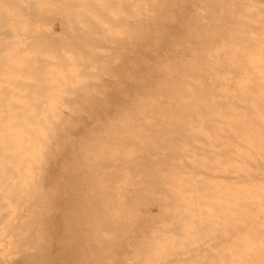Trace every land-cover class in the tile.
Wrapping results in <instances>:
<instances>
[{"label":"bare ground","instance_id":"1","mask_svg":"<svg viewBox=\"0 0 264 264\" xmlns=\"http://www.w3.org/2000/svg\"><path fill=\"white\" fill-rule=\"evenodd\" d=\"M29 1L27 2V0H0V13H1L0 17L2 18V20L0 18V20H1L0 21L1 22L0 23V33L5 35V36L8 35V39L9 40H6V42L8 41L6 45L11 44L9 46L13 45V47H14V45L17 42V40L20 39L21 36H23L25 33L26 34L23 36V37H25V39L23 38L24 41L25 40H29V39H26V36L29 37L28 33L32 32V34H33L34 32L31 31V30L36 29V27L37 28L39 27V24H40L41 21L38 22L37 19H36L34 23H35V25H38V26H35L33 24V22H32L33 26L31 24V26H32V28H31V26L28 23L31 21L32 18L29 19V14H27L28 16H26L24 14V13H26L25 12L26 9L24 7L27 6L26 2L29 4ZM35 1H37V2H35ZM35 1H34L35 2L34 4L31 2L33 7H35V8H36V5H38L36 9L34 8V10H33V8H32L33 11H30V12L34 13L33 14L34 16H32L33 19H35L36 16L38 15V13H36V12L40 11L39 13L42 16V12H45L47 10L46 13H48L49 11H54V10L57 11L58 9L60 11V8L63 6V4H66L65 2H63V4L60 3L59 0H35ZM61 1H63V0H61ZM249 1H251V0H212V3L209 5V10L205 11L202 5L206 2V0H176V3H175V5L173 7L169 8L166 12L161 13L160 15L156 16L153 20L145 21L143 18H141V20L138 21V22L131 21V24L139 23L141 25V30L139 31V33L137 35V38L135 40L131 41L130 43L127 42L128 44L125 42L127 45H129V46H127V45L126 46L129 48V50H127V51L130 53V54L127 53V55H129V57H128L129 58V60H128L129 63H127V64L124 63V64H126L128 66L127 67L128 70H124L123 71L122 66H121V70L120 71L118 70L119 73L120 72L121 73L125 72V74H123V75L127 74V78L125 77L126 78L125 91L123 90L125 92V95L122 96V97L121 96L120 97L117 96V98L119 97L118 99H115L117 102H113L114 99H110V98H106V97L103 99V98H101L102 97L101 95H100L101 97L100 96L98 97L99 99L101 98L99 100V103H98V101L97 102H92V100H94V98H90L89 97L90 98L89 99L88 97H86V95L89 94V93H85V90H86V88H85L86 85H85L83 87L85 89H83L80 86L81 90L83 89L82 93L84 92V94H86L85 96H83L84 97L83 100L85 101V102H83V104H76L77 100L76 101H74L75 99L72 100L73 96H72V94L70 95V93H68V95H67V96H69L68 98L64 97L66 95V93L65 92L63 93V91L60 90V91H62V94H64V95H63V97H59V98H61L63 100H67L68 99V101H71V102L74 101L75 104L64 103L63 102V104L61 105V108H63V111L61 110V108L58 111L59 106L54 105L53 109L55 111L50 114V111L52 109L50 108L51 110H47V108H49L48 104L51 106L52 103H50V101L46 100L47 101V105H46L45 99L47 98L49 100V99H51L53 97H51V96H43L42 99L40 98L42 101L40 100L41 103H39L38 106H40L42 104L44 106V107L42 106L43 108H45V106L46 107L48 106V107L43 109V108H40L41 107L40 106V107H38V109L39 108H40V110L43 109L42 111H43L44 114L48 111L49 112L48 117L51 115L52 119H53V121L51 120L52 123L49 122L47 124L46 130H45V127L43 125L44 121L42 122V120L39 117L41 113L38 112V111H31L33 109L31 108V106H29V104L32 105V103H31V100L28 101L30 98H32L31 96H28V100H27V103H29V102L30 103L27 104V105L23 104L26 107L28 106V108H26V107L24 108L23 107L22 110L19 109V111L21 113L23 111L24 112L23 114H25V115H21L20 114L21 115V119L19 118L20 115L17 116L18 117L17 119H15V116L17 115L16 113L19 114V111L16 110V109H13L12 106L13 105H18L20 103L19 101H22V102L26 101L25 99L27 98L26 97L27 93H25L26 96H22L23 94L19 95V96L25 97L24 100L18 99L19 103L17 102V100H15V98H17V96H18L16 93H14L15 96L13 95L12 99L10 97V99L12 101L10 99H8V97H6L7 100H5V103L8 106L3 104L4 98H2L3 100H0L1 101L0 102V107L1 108H3L1 106V103H2L4 108L5 107L8 108L10 106L11 109H13V110L9 109L10 107L8 109L11 111V113H15L14 115H12L11 113H8L9 110L5 108L6 109V113H7V115H5V109H3V110L0 109V118H1L0 122H2V123H0V126H1V124L5 123V122L7 123L8 121H6V120H8V119L10 121H12L11 118L13 116L14 117L12 119L14 121H12V122H13V124H16L15 128H11L10 125L12 123H10V122L7 123L6 126L9 125L10 129H9V127L7 128L5 126H1V127H4V129H1V127H0V139H1L0 145L2 146V148L0 146V151L2 150L0 155L2 154V156H3V157L1 156L2 158H8V157L11 158V159H7V160H9V163H7L8 162L7 160L3 159L5 161L3 163H5V164H0V168L1 167L3 168L5 166H7L8 164H10V166H12L13 162L16 159L17 160L15 161L16 163L14 162L15 163L14 165H18V164L22 163V162H20V163L18 162V164H17V161L18 160L20 161L21 158H23V160L26 159V162H23V163H28V161H29V163L26 164V166L22 167L21 170L20 169H18V170L14 169L15 170L14 174H13L12 170L8 171L6 169L7 170V172H6L7 174H9V173L13 174V176H10L11 178L9 176H7V179H5V178L1 179L2 177H4L7 174H4L5 172L2 171V170L0 171V174H2V172H3V175L0 177V179H1L0 182L3 183V184H1V186L3 188L0 186L1 187L0 190L2 189V191H3V192L1 191L2 194L5 192L4 190L7 189V187H5L6 185L9 187L8 189H10V191L7 189V192L11 193L12 191H14V192L11 193V195H8V193H6L7 195H5V193L3 194L5 197L9 196V199L11 198L10 200L5 198L0 193V195H1L0 198H2V196H3V198L0 199V201L4 202V203L1 202V204H3V207H4L5 203L7 204V202H8V205H6V206L10 207V204H9L10 202L9 201H11V205H15V206H12V207H16V209L20 208V207H18V205L20 206V204L21 205H23L25 203L29 204V202H27V201L23 202V200L20 201V199L17 200V201L15 200V199H17V196H19L18 198L22 197L18 193V191H16V190H20L21 188H22L21 189L22 191H19V192H24L25 196L27 195L25 198L29 197L28 199L34 197V196L31 197V195H33V193L32 194L30 193L31 191L34 192L35 195L39 193L36 197H38L40 195V193L43 194V192H42L43 190H42V185L41 184H42V181L45 178L42 177V176L45 175L46 171L44 172V170H42V169H45V167L47 168V173L46 174H47V178L50 181H51V176H52V174H51L52 171L51 170L54 169L53 172H56L55 171L56 168L52 167V166H54L55 141L56 140H57L56 141L57 142V146H56L57 147V156H58V160H59V172L58 173L61 174V175H58V179H57L56 175H55L56 177L54 176L57 179V180L55 179L56 184H59V187H57V185H56V187L60 188V186H61V192L58 194V196H57V193L55 191V193H56L55 199L58 197V199L56 201L57 205L55 204L56 202L54 200V190H52V188H51L52 185H51V187H48V186L45 185V183L48 184V185H50L52 183H50V181L48 182V180L46 179L47 181L43 184L44 187H46V189H48V191L47 190L46 191L48 193L47 194V196H48V204H49L48 207H51L50 208V213L52 214V218H50V223H51L53 234L52 233L49 234L50 236L47 239L43 238V240L44 239L45 240L41 241L42 244L40 242V244H41L40 247H38V244L37 245L35 244L36 246L33 245L31 248L30 247L26 248V247H28V243L29 242H26V241L23 240L24 237H22V233H24V230H23V232H21L22 231L21 229H23L26 226L27 227H32V224H31V226H29L30 224L29 225L26 224V226H22L21 225V226H19L20 227L19 230H20L21 233L20 232H19V234L16 233V237L15 238L17 239V235H19L18 236L19 238H21V237L23 238V239H20V240L17 239L19 242H21V244H23V245H21L22 248L18 247L20 249H7L9 247V245H6V244L7 243L9 244V242H7L6 244H3L4 242H3L2 239L5 237L4 235L8 236L9 234H12V233L8 232L10 229L7 230L8 229L7 227H3V226H6V225H3V223L6 224L8 222V221L5 222V220L9 216L8 217H4L5 219L2 218L3 216H0V220H1L0 227L2 226V228L4 230H7L6 234H5V231L3 232L1 230V228H0V230H1L0 233H2V232L4 233L3 236L0 234L3 237V238L1 237L2 239H0V241H2L1 245L3 244V246H5V245L7 246V248H3L0 245V264H69V262H68L69 251L72 250L74 252V250H75V253H76V249H79V248H77L78 247L77 245L79 243H81L82 240L89 238L92 235L93 231H96L95 227H93L95 225V222H93L94 220H92L94 225H93V223L90 222L91 218L94 215V213H99L100 212L99 214H101V212H102L105 215L106 211L108 213L110 211V209L108 207H110V208L113 207V210H115V208L119 209L118 206L120 205V208H121L123 204L121 203V201H119V202L117 201L118 200L117 197L119 196L120 198L122 197V199H124V196H123V195H125L124 192H127L129 194V190L133 189L134 187L137 188L136 186H140L141 185L142 187L140 186L141 187L140 189L144 190L145 187L143 188L142 184H144V183H141L142 180H140V178H141V174L140 173H142V171H143V170L141 171V168L144 167L145 165L139 167V165H141V163H142L141 162L139 164V161L141 160V158L143 156H144V158L146 157L147 159L151 156V154L153 156L151 148H150V153L151 154L150 155L148 154L149 157L147 156V153L149 152V150H147L148 151L147 153H145L146 151L144 152V149H145L144 147H145V145H147V143L149 144L147 147H149L150 145H152L151 147H154L157 144L155 143V139H153L152 137H150V139L153 140L155 145L151 144V141H150V143L148 142L150 139L147 138V136L149 135V133H151L150 131H148L149 129L147 130V132H144L145 134L142 133V135L144 134V136L139 134L140 133L139 130L141 128V125H144V124H146L147 126L150 125L152 127L155 126L156 130H159L158 129V125H160L159 128L163 129L165 127L164 124H166V123H167L166 125L172 124L173 128L175 129L174 130L175 132L171 133L173 128L171 126H168V128L170 127L172 129L171 130L169 128L171 130L169 132L171 134V138L175 137V135L177 134L176 133L177 129L178 130H190V132L188 131L187 134H191L195 130V133L198 136L202 137V138L198 137L200 139V141H198L199 139L197 137L196 138L194 137L195 139L191 138V136L193 134H194L193 136H197L195 133H192V135L190 136L191 141L194 139L193 142H195V140H196V141L199 142V143L197 142L198 144L201 143L200 145H198L197 143L195 144L193 142H192L193 144L190 143V141L187 140L186 135L183 136L182 142H180L181 141L180 137L177 136L178 139L174 138L175 141L177 140V144L178 145H180V143H181V146H184V147L188 146L189 144H191V146H193V148H191L192 149L191 151L193 153H189L190 152V150H189L188 151L189 156H187L188 153H187V149L186 148L180 146L181 150H180V148H178V150H177L176 147L173 149L171 146L174 144L175 141L172 140L173 143H172L171 146H169L171 144V143L169 144V142H171V141L166 143L167 142L166 140L168 138L163 135L165 132H162L163 134L161 133L163 135V137L167 138L164 141L162 139L163 138L162 137L161 138L162 139L161 142L169 144V145H166L167 146V150H168V147H170L168 152H170V153L171 152H177V153H175L176 155L174 153H171V155L174 154V155H172L174 160L171 159L172 158L171 156H170L171 158H169V159H171L170 161L172 163H174V162H176V163L171 165V166L168 163H166L167 165L170 166V168L172 170V172H171L170 168H169L168 172L170 173V175L174 173V179L175 180L171 177L172 175L171 176L169 175L170 176L169 179L170 178L173 179L174 182L176 183L175 185H177L175 187H178L179 192H182V194L184 193L186 195L187 200L184 201L185 203H186V201H189L191 199V196H192L193 192L195 191V190L193 191V188L197 189V187H198L201 191L208 192V190L211 189L210 185L214 184V187H212V191L214 192L217 188L215 190H213V189L217 185V187H218L217 191L218 192L215 191V193L216 194L218 193V196H217L218 203H217V205L214 204V203H211V202L208 204L207 203V199H208V202H209V200L212 201V199L211 198L209 199L207 197L202 198L203 202H205L206 204L202 203L201 205L204 204L205 207L207 208V210H208V207L212 208V209L208 210L210 212V214H211V216H210V214H208L209 212L207 210L203 211V213H200V212H197L196 210H194V206H196L194 203L196 202V204L197 203L200 204L199 200L202 201V199H199V198L196 199L195 198L193 200V205L194 206L192 205L193 206L194 215L189 218V216H186V215H188L186 212H189V210L185 211V212H184V210H182L183 206L187 205L189 203L185 204L183 202V199H185V197H183V196H182L183 199H178L179 197L176 196V194L178 195V193L177 192H173L174 190L172 189L173 190V191L171 190L172 192H170V193L167 192L169 195L171 194V196H172V197L168 196L169 199L173 200V196H174V200L173 201L175 203H177L180 200V203L182 202V203H184V205L182 203L180 205L179 202L177 203V205L173 204V206L175 205L173 211H172V209L169 210L167 207L165 208V206H164V208L166 210L168 209L167 212L170 211L169 212V214H170L169 217L171 216L175 220V219L179 218V216H180V218L182 220H177V221L178 222L187 221L188 225L187 224L185 225V222L183 223V225H177V224L173 225V224H171V221L173 219L172 218L170 219L169 217L167 218V216L164 217V219L166 218L165 220L164 219L162 220L163 224H164V221L167 222L166 225H163L162 222H160L161 223L160 224L158 220H156V221L159 224H157V223H152L151 224L150 223L151 225H149V223H148V225H147L146 221H148V220L145 219L146 220L145 223H142V222H140L141 221V219L139 218L140 215L138 217L139 220H137V218H135L133 216L138 221L137 224L141 223L143 225L144 224L147 225V226L144 225L145 226L144 229L141 228L143 230V233L144 234L146 232L150 233L148 238H151L154 232H162L163 233V238H164V241H165V245H166V243H168V245H166V247L167 246L169 247V243H171L170 245L171 246L173 245L172 247H175L176 249H178L177 247L180 246L181 250H183L185 248V246H186V249L188 250V248L191 247L192 244L194 245L196 243L195 239H198V237H199L198 236L199 235L198 228H197L198 219H197V221L195 219H193V217L196 216L195 213L197 212L196 213V214H198L197 216L200 217L203 220V222H204V220L206 218L205 216L208 217V219H206V220H211L209 218L212 217L213 214L217 213L214 210V208H216L215 206H219L218 204H220L221 198H222V201H221L222 204H220V205H221V207L223 205V207L221 208L219 206L218 209L217 208L216 209L219 210V208H220V210H219L220 212H221V210L223 211L225 208L227 210L229 209V208H227V205H225L227 202H225V203L223 202V197H224V194H227V193L230 194L231 193V196H233L232 197V199H233V213H231V214H233V219H232V215H231V217L229 216L230 212L226 211V210L221 212L222 216H221L220 212H218L219 214L213 215V217L217 215V219L214 218L215 220H217L216 226L213 227L214 229L216 227L215 232H214V229L211 228V230H210V226L206 225L207 224L206 220H205V223H206L205 226H204L203 223L199 222L201 224V226H202L204 231L206 229L208 230V228H209L208 231L211 232V234H212V232H214L213 234L216 233L215 235L217 236V238H215L214 237L215 235H213V236L211 234L208 235L207 234L208 231L206 230L207 232H204L202 235L204 237L207 236L206 239L208 238L209 240L208 239L205 240V238L203 236L199 237V238L202 237L201 240H203V238H204L202 243L199 242L198 244H196V246L198 245V246L202 247L203 251L201 253H203V252L205 253L204 261H203V258H201V259H202V261L205 264H207V262L210 261V260L219 261V260H223V259L229 258V257H226V256H232L231 258H233L234 260H237L238 262H240V264H243V261H246V260H253V261H257L258 262L261 259L259 248L261 246L262 239H264V223H260L261 221L259 222V219H261L260 217H262L261 214H262L263 211L262 212L261 211L257 212V209H256L255 211L258 213V215L255 214V213H253V214H255L257 216L252 215L251 212L254 211V210H251V206L249 207V203H251L249 201L253 200V197L256 196L261 201V202H259V200H258V202L261 203L260 207H258V209L260 210V208H261V210H263L264 206H261V205L262 204L264 205V178H263V175H262L261 172H262V168H264L263 167V165H264V117L260 118V116H261L260 114L263 115V113H264V38H263L264 37V20H263L264 19V15H263V11L264 10H261V9H264V8H261V7L258 6L260 4V2H261L259 0H258L259 4L257 5L259 8L255 4L249 3V4H251L252 9L250 10L249 8L246 7L245 11L246 10L247 11L250 10V13L252 11V15L249 12L248 13L246 12L247 15L250 14V15L246 16V14L243 11L245 7L243 8L242 4L245 6V3L249 2ZM254 1L255 0H253V2ZM75 2H78V4H77L78 6L76 5V7H74V8H76V9L79 8V11L82 9V11H84L83 14L92 15V17H93L97 13V15L95 16V17L98 16V18H95L96 22H98L99 19L101 21V17L104 18L105 17L104 15L107 14V13H105L102 16V14H103L102 12H106V10L103 11L101 9L102 7L100 6L99 3L96 2V0H78V1L75 0ZM75 2L73 3L74 5L76 4ZM111 2H114L115 4H113V3L112 4L116 5L118 0H102V3H104L105 5L109 4L108 5L109 10L111 12H113L112 10L115 9V8H113L111 10V8H110V5H112ZM256 2H257V0H256ZM60 4H62V6H59ZM247 4H246V6H248ZM254 6H256L258 10L260 9V11H258L259 13L257 12V9L255 11V9H254L255 7ZM30 7H32V6H30ZM64 7L65 6H63V8ZM249 7H250V5H249ZM71 8L72 7H69V9H71ZM103 8L105 9V7H103ZM21 9H23L24 13L20 12V11H22ZM124 9H126V8H124ZM29 10L30 9H28V11ZM42 10H44V11H42ZM240 11H243L242 14H244V16L241 15ZM69 12H70V10H69ZM234 12H238L237 15L240 14L241 16L240 15L232 16L233 15L232 13H234ZM20 13H23V14L21 15ZM78 13H79V15L82 14L81 11L78 12ZM83 14H82L81 18L79 16L80 19L83 18ZM98 14L101 17H99ZM70 15H71V13H70ZM88 15H87V17L84 16L85 17L84 20H83L84 23H85V20L87 21V19L88 20L92 19L91 16H90V18H88L89 17ZM253 15L257 16V17H258V15L259 16L263 15V17L262 18L259 17L260 19L259 20L257 19L258 20L257 21V20H254L256 17H251L253 20L250 18V16H253ZM23 16H26V18L24 19ZM108 17L104 18V20L107 19ZM27 18H28L29 21L27 20ZM43 18H45V17H43ZM79 18L76 17L77 20H79ZM103 18H102V21H103ZM109 18H108V20L110 22ZM33 19H32V21H34ZM65 19H67V18H65ZM24 20H27V21H24ZM93 20H94V17H93ZM81 21L82 20H80V23H81L80 26L82 25ZM89 21H92V20H89ZM100 21L97 23L98 25L94 24V23H93L94 25L92 23L90 24V25H93V30H92V28L90 29L89 25H86V23L83 24V25H86L87 27H89V29L87 28L88 31L86 29H83L84 27L82 28L85 31V33H86V31L88 32L87 36H89L90 34L94 33L93 31H94L95 25H97V28H99V29L95 28L96 31L100 30V27L104 29V27L100 23ZM26 22H27V24H26ZM103 22L111 25L106 20L103 21ZM115 22L119 24V22H117V21H115ZM125 22L126 21L124 20L121 23H125ZM49 23H50V21H49ZM69 24H71V26L73 27V28L71 27L72 30H75V28L78 29V27H76L77 25L74 22H73V24L76 25V26L74 25L75 27L72 25V23H69V21H68V25ZM87 24H89L88 21H87ZM33 27H35V28H33ZM113 27H115V25ZM26 28L28 30H26ZM66 28H68V26ZM69 28H70V26H69ZM36 30H38V29H36ZM38 31H41V30H38ZM90 31H92V33L89 34ZM76 32H77V34H79L81 31H79V33H78V31H76ZM51 33H54V32L52 31ZM68 33H70V32H68ZM72 33H71V35H72ZM36 34H39V33L37 32ZM95 34H97V33H95ZM100 34H101V32H100ZM12 35L14 36L13 38H12ZM54 35L58 36V35H56V33ZM74 35H76V34H74ZM79 35L82 38V36L85 35V34L80 33ZM94 35H92L91 37H94ZM221 35H223V37ZM30 36H32L31 33H30ZM37 36H40V35H35L32 38L34 39V37H36V38H38V39H36V41H38V40L40 41L41 37H37ZM50 36H52V35H50ZM61 36H59V38H61ZM80 36L78 37L79 39H80ZM218 36H220V37H218ZM10 37H11V40H13V39L15 40L17 38L18 39L16 40V42L13 41L14 44H12V43H9V42H12L10 40ZM69 37H70V35H69ZM104 37L105 36H103V38ZM120 37H122V36H120ZM0 38H1L0 39L1 43H2V41H3V43H6L4 41L7 38H4V37H0ZM84 38H86V36ZM88 38H89V40L91 39L90 37H88ZM99 38H101V37H99ZM33 39H31V41ZM74 39H76V38L74 37ZM79 39H76L78 41L77 42L78 43L77 46L79 45V43H83L84 44V40L86 41V43L89 42L88 39H84L82 41L79 40ZM107 39H109V38H107ZM111 39L112 38H110L109 41ZM118 39H120L119 36H118ZM21 40L22 39L18 40V41H20V43L18 42V44H16V46H15L16 48L12 47V50L16 49L15 52L17 50H19V48H20L19 46L23 45L21 43L22 42ZM65 40H67V38H65ZM113 40H114V38H113ZM122 40L125 41V39H122ZM33 41H32V43H33ZM64 41H62V42H64ZM94 41H98V39L97 40L94 39ZM101 41L102 40H100V42ZM114 41H116V40H114ZM103 42H104V40H103ZM202 42H204V43L206 42V45L204 44V45L201 46ZM41 43H42V40H41ZM45 43H47V42L44 41L43 44H45ZM96 43H99V41L96 42ZM106 43L108 45V41H106ZM122 43H123V45H125L124 42H122ZM199 43H201V44H199ZM25 44L29 45L27 43H25ZM39 44H40V42H39ZM1 45H0V47H1ZM17 45H19V46H17ZM70 45H72V44H70ZM99 45H100V43H99ZM107 45H104V46H107ZM9 46H7V47H9ZM32 46H33V44H32ZM58 46L59 45H57V47ZM77 46H75V47H77ZM89 46L90 45H88V47H85L86 50L84 49V47H83L84 50L81 49L82 47L80 48L81 51L83 50L82 52H84V55H86L85 51H87V49H88V54H90V52H89L90 47ZM93 46H91V47H93ZM2 47H3V45H2ZM17 47H18V49H17ZM22 47H27V48H25V50L30 49V50H28L25 53L23 52L25 54V56L30 55V53L33 52V49H35L34 52L36 53V55L35 54L31 55L32 58H31V56H29L30 58H27V60H25L26 58L23 57V55H22L23 59H22V57L20 55H17V56L12 55V56H14L13 57L14 59H13V58H10L11 56L9 57V54L11 52V48H7V50L9 49L10 51H5L4 49H2V50L5 51V54H7L6 57L10 58L9 61H11V62L8 63V60H7L6 57H5V59L4 58H2V59H4L5 62H7L8 65L9 64L11 65L12 62L15 63V61L24 62L23 64L26 63L25 65L28 64L27 66H30V67H26L23 70V67H24L23 66L21 71H23V74L25 73V71L28 72L27 75H29V77L31 76V78H33L32 74L35 73V71L37 69L36 68L37 66H35V67L32 66L31 67L30 64H33V62L32 63L31 62L27 63L25 61H28V59L29 60H36L35 56H38L39 60L37 59V61L40 62L41 61L40 59H42L44 55L43 56L41 55L40 57H42V58H40L39 55L37 54V53H40V52L38 50H37L38 52H36L37 48H35V47H33L32 49H31L30 46H29L30 48L28 46H24V45ZM39 47H42V49H44L46 47V45H45V47H44V45L43 46L40 45ZM53 47L54 46H51V48H53ZM60 47L62 48L63 45L60 46ZM72 47H74V45H72ZM79 47H77V48L79 49ZM47 48L49 49V51H48V49H46V51L49 52V53H47V55L51 54L52 49L50 50L49 47H47ZM59 48H57V49H59ZM67 48H68V46H67ZM67 48L65 46V49H63V50L67 51L71 47H69L68 49ZM118 48L121 49V46L119 47V45H118ZM55 51H56V49H55ZM81 51L78 50V53H80ZM15 52H13V53L17 54V52L16 53ZM61 52H60V54L63 55V57H64L65 54H62ZM72 52H73V50H72ZM120 52H122V49H121ZM23 53H21V54H23ZM54 53L55 52H53V55H54ZM97 53H98V51H97ZM122 53H124V51ZM40 54H42V53H40ZM55 54L57 55V53H55ZM76 54L77 53H75L74 56H76ZM45 55H46V53H45ZM56 55H54V56H56ZM67 55H68V57L70 56V54H67ZM71 55H73V53H71ZM78 55H79L78 58L81 57V58H79L81 60L82 56H80V55H83V54L80 53ZM93 55H95V53ZM125 55H126V53H125ZM125 55L123 57H127ZM4 56L5 55L3 54V57ZM100 56H102V55H100ZM16 57L17 58L21 57V59L18 58L19 60H16L17 59ZM56 57L59 58V56H56ZM56 57L52 56L53 59L55 58L54 61H56V63H57L59 61H57ZM63 57H62V59H63ZM89 57H86L87 59L85 57L84 58H85V60H90L91 59V61H92V58L94 56L90 55ZM98 57L99 56L97 55L94 58L98 59ZM45 58H46L45 61H43V62H45V64L49 63V66H50V64L53 65V63H52L53 61L46 62V60H49V57L47 58V56H46ZM65 58L67 59V57H65ZM69 58H72V57L70 56ZM100 58H99V60H100ZM121 58H122V56H121ZM121 58L119 57V59H121ZM62 59L59 58V60H61V62L66 61L65 59L64 60H62ZM73 60L75 61L76 59L74 58ZM0 62H2L0 64V66L2 65L1 67H3V68L5 67V69L7 71L8 70L7 68H9L10 66L7 67L8 65L6 63H5L6 64V66H5L3 64L4 61H2V60H0ZM92 62L98 63V61L95 60V59ZM92 62L88 66L89 68H87V69H86V67H83L84 65H82V63L79 64V62L77 60H76V64H78V66L80 65L79 68L77 67V65H75L74 62H70V59H69V62H65L64 64L67 63L69 65V63H70V66H72L71 64H74L76 66V68H75L74 65L71 67V70H74V69H72L73 67L75 68V70L72 71L73 72L72 76L74 77V75H76V74H74L75 71H78V73H79V70L81 69L82 72H85V70L83 71V68H85L86 72H88V69H90L91 67H97V65L95 66V64L92 63ZM120 62H118V63H120ZM123 62H125V61H123ZM83 63H85V62H83ZM99 63H98V65H99ZM116 63H117V61H116ZM85 64H87V62ZM68 65L66 66V68H65V66H63V68H65V69L69 68L70 66H68ZM91 65H94V66H91ZM102 65L105 66L103 63H102ZM117 65H119V64H117ZM126 65H124V66H126ZM16 66H18V65H16ZM57 66H59V65H57ZM12 67H14V66H12ZM60 67H61V65H60ZM119 67H118V69H119ZM52 68H54V66ZM46 69L48 70V68H44V67L41 68L40 70L37 69L36 73H40L41 70L44 71ZM124 69H126V68H124ZM11 70H13V69H11ZM28 70H31V71H28ZM47 70L45 72H47ZM68 70H70V68ZM68 70H66V71L68 73H70L71 71H68ZM92 70L95 71L96 68H93ZM8 71H10V70H8ZM127 71H128V73H127ZM2 72L3 71L1 70L0 73L3 75L4 73H2ZM13 72H14V70H13ZM30 72L31 73L33 72V73L31 74ZM45 72H43V73L41 72L40 75L44 74L45 76H47ZM63 72L61 71V72H57V73L62 74ZM95 72L93 73V71H92L93 74H96ZM9 73L10 72H8V74ZM14 73H16V72H14ZM68 73L65 74V72H64L63 76L68 75ZM88 73H90V72H88ZM85 74H87V73H85ZM11 75H12V72L10 73L9 76H11ZM19 75H20L19 79H22V82L25 81L23 79L24 77L22 78L21 74H19ZM40 75H35V78H37L36 76H40ZM70 75H71V73H70ZM90 75H91V73H90ZM42 76H41V78L38 77L39 78L38 81H35L34 79L33 80L35 82H39L40 80H43L42 81V85H45V87H48L50 84L47 83V82H49L50 80L52 81L53 78L52 79L48 78V77L46 79L44 78L47 81L46 84H44L45 80L43 79ZM121 76L122 75L120 74V76L118 78H116V79L120 80L119 78ZM14 77H16V76H14ZM78 77H80V76H78ZM25 78H28V77H26V75H25ZM57 78L55 77L54 80H56L58 82V85L62 84L61 82L58 81L59 79H57ZM104 78H107V77H104ZM84 79H87V78H83V80ZM97 79L99 80V78H97ZM9 80H11V79H9ZM64 80H65V78L63 79V81ZM124 80L125 79L123 77V81ZM51 81H50V83H51ZM115 81H113L114 84L113 83L112 84L114 86L115 85L117 86ZM64 82H63V84H64L63 86H67V84L64 83ZM86 82H87V80H86ZM4 83L5 82H3V84ZM30 84H31V82L29 83V85ZM32 84H34V83H32ZM39 84L41 85V82ZM47 84H49V85H47ZM82 84L83 83H81V85ZM84 84H86V83H84ZM123 84H122V86H123ZM15 85H17V84H15ZM21 85H22V83H21ZM26 85L27 84L25 83V86ZM41 86L40 87L35 86L36 88L37 87L39 88L37 90L38 92H43V90L45 91V88H42ZM76 86H77V84H76ZM119 86H120V83H119ZM122 86L119 87L120 89L115 90V92L118 91L117 93H119V91L121 90ZM7 87H8V84H7ZM9 87H11V85ZM14 87H13V89L15 90L16 87L15 88ZM67 87H66V90H67ZM70 87H71V89H73L72 88L73 86H70ZM99 87H101V86H99ZM19 88H21V87H19ZM74 89H76V88H74ZM48 90L50 91V89H48ZM26 91L27 90H25V92ZM60 91H58L57 94H59ZM75 91L78 92V90H73L72 92H75ZM123 91H121V92L124 93ZM16 92H17V90H16ZM111 92H113V90H111ZM0 93H2V92H0ZM18 93H21V92L18 91ZM22 93H24V92L22 91ZM31 93L34 94V92H31ZM44 93H47V92L45 91ZM44 93H39V95L38 94H34V95L40 96V95H42ZM9 94H11V92H9ZM12 94H13V92H12ZM48 94H51V93L48 92ZM76 95L77 94L74 95V98H76ZM79 95H80V93H79ZM95 96L97 97L98 95L96 94ZM111 96H113V94ZM114 96H116V95H114ZM2 97H5V96H2ZM69 98H70V100H69ZM85 98H88L89 100L85 99ZM13 99L15 100V102H13L14 101ZM43 99H44V102H43ZM77 99H78V97H77ZM80 101L82 102V99H80ZM80 101H79V103H80ZM7 102H8V104H7ZM15 103H17V104H15ZM9 104H11V105H9ZM19 105L21 106V104H19ZM76 108H77V110L79 108V110L78 111L71 110V109H76ZM97 108L98 109H104V110H106V109L107 110L108 109H110V110L111 109H115V110L116 109H120V110L119 111H115V110H113V111L112 110L111 111L110 110L109 111H107V110L106 111H104V110L103 111H98L97 110L96 111ZM83 109H86V110L87 109H89V110L91 109V111H88V110L84 111ZM92 109H95V111H92ZM14 110H16L17 112L14 111ZM28 110H30V111H28ZM80 110H83V111H80ZM3 114H4L5 118H3V116H2ZM10 114H11V116H10ZM23 116H24V120L26 119L27 116H29V119L27 117V120L23 121L22 120ZM55 116L57 117L56 120H55V118H56ZM30 118L33 119L34 124L37 127V138L34 135L35 136V137H33L34 142H32L34 144L31 143V141H33V139L32 140L29 139L30 141L28 140V137L31 138V135L33 136V134H35V133H33L32 126L29 124V123L32 122V121L29 122V120H31ZM49 119H51V117ZM15 121H17V122H15ZM20 121L22 122L21 124H23V126H21L22 129H24L23 128L24 126H25V129L27 128V126H30L29 128H31V132H30V130H27L26 134L24 133L25 131L21 132V129L19 130V128H17V124L18 123L20 124ZM55 121L57 122V127H55L56 126ZM89 124H91L90 126H92V124H95L96 128L92 126L94 128L95 132L91 131L90 128H92V127H89V130H88L87 126H89ZM105 124L107 126L106 130H108V131L111 130V131H109L111 133L113 131H115V132L111 134V133H109L107 131L110 135L108 133L104 132V131H103L104 133L101 134L102 131H100V130L98 132H96L95 129H97V127L99 128L101 125H105ZM151 124H155V125H151ZM161 124H163L162 125V127L164 126L163 128L161 127ZM176 124H179V126H178L179 128L176 127ZM135 125H138V126H136V127H138V129H136V127H133ZM146 125H144V127L141 128V130H144ZM156 125H157V127H156ZM180 126H181V128H180ZM191 126H193V128ZM78 127L81 128V129H84V130L87 129L88 132L85 133L86 131L82 130L81 131L82 133H81V132H79L80 129ZM152 127H151V129H152V133H153L155 131V130L153 131V129H155V128H152ZM16 128L19 130L18 132H21L22 134H19L18 132H16L17 131ZM108 128H111V129H108ZM134 128L136 130H134ZM8 129L9 130L12 129V130L7 132V133L1 131V130L8 131ZM196 130H198L199 134L196 132ZM13 131H15L14 135L12 134ZM89 131H91V132L89 133ZM131 131H133V132L130 133ZM134 131H136L135 133H137V131H138L137 135L139 134L138 135L139 137H137V135H135L136 136V138H135ZM10 132H11V134H10ZM157 132L153 133V135L155 136V134H157ZM146 133L148 134L147 136H146ZM169 133H168V135H169V138H170V134ZM16 134H18V135H16ZM130 134H133V136L131 137ZM178 134H180V133H178ZM12 135H13V137H11ZM15 135H16V137H15ZM23 135H25V136L29 135V136H27V138L25 137L26 138L25 139ZM158 135L159 134H157L156 137ZM18 136L20 138H18ZM101 136H103V138H101ZM140 136H142V139H143V137H144V139L146 137V141H147L146 144H144L145 141L142 140L140 138ZM179 136H181V135H179ZM13 138H14V140H12ZM157 138H160V135ZM157 138H156V140H157ZM16 139L19 141V143L21 141V143H20L21 147L20 148L18 147L20 145L17 146V144H19V143L15 142ZM77 139L79 140V142H78ZM80 139H81V143H80ZM26 140H28V141H26ZM140 140L144 141V142L142 143ZM183 140H185V141H183ZM23 141L27 142L28 146L25 145L26 143L23 145L22 144ZM36 141H37V144H36ZM103 141L108 146H110V147L112 146V148L113 147H115V148L109 149L106 146V148H108V149H105V146L102 143ZM158 141H159V139H158ZM186 141L188 143H186ZM77 142H78V145H79V143L82 144L81 146H83V147H82L81 150L76 145ZM137 142H141V143H137ZM157 143H160V142H157ZM14 144H15V148H13ZM163 144L161 145L162 147H163ZM184 144H186V145H184ZM194 144L196 146L202 147V152H201V150H199V151L195 150L196 146H194ZM30 145L37 146V148H33L32 146L30 147ZM178 145H173V146H178ZM16 146L18 148H16ZM24 146L25 147L27 146L28 149L25 150L27 147L25 148ZM101 146L102 147L104 146V149L103 148L100 149L99 147H101ZM164 146H165V144H164ZM166 146H165V148H166ZM136 147H139L140 149H143V148L144 149L140 150L139 148H136ZM29 148H30V150H31V148H33V150H32L33 153L32 152L31 153L33 154V156H35L33 158V156L29 154L30 156H32L31 160L29 159L30 156L28 155V152L30 151ZM135 148L137 150H132V149H135ZM154 148H156V147H154ZM157 148L160 149V147H157ZM171 148L173 150H175V149L176 150L172 151ZM183 148L185 149V151H184ZM10 149H11V152L9 151ZM12 149H15V152L17 151L16 154L20 153L19 155H21V157H20V156H16V154H13V155L16 156V157L14 156L15 157L14 161H12L13 157L11 156L12 152L14 151ZM34 149H36V150H34ZM188 149H190V148H188ZM19 150H21L23 153L20 152ZM158 150H157V152H158ZM162 150L163 149H161V151ZM8 151H9V153H8ZM25 151H27V152H25ZM179 151H181V155H180ZM194 151H195V153H194ZM196 151H197V154H201L202 158H201V156H200V158L203 161L202 160L201 161L197 160V159H199L198 157L196 159V157H195V156H197L196 155ZM15 152H13V153H15ZM143 153H144V155H143ZM162 153H165L166 156L168 157V154L166 152H162ZM162 153H160L161 157L164 156L165 157L164 159L166 160L167 158H166L165 154L163 155ZM183 153H186L187 155L183 154ZM191 154L193 156L195 154L194 158H192L193 156ZM23 155H25V156H23ZM152 156H151V158H152L151 160H153ZM156 156H157V154H156ZM174 156H176V157L180 156L182 161L184 159L186 161L182 162L179 159L180 157L179 158L177 157V159H176V157L174 158ZM228 156L230 157V159L228 158ZM159 157H160V155H159ZM161 157L158 158V162L154 161V163L156 165L160 164L159 162H161ZM51 158H52V160H51ZM1 159H0V162H1ZM32 159H33V161H32ZM77 159H78V162H80V168L79 169H76V167H77ZM156 159H154V160H156ZM231 159H233L232 160L233 162L231 161ZM165 160H163L162 163H165L166 161L168 162V160H166V161ZM177 160L179 161L178 162L179 164L177 163ZM192 160H193V162H192ZM30 161H32L33 163H31ZM196 161L198 162V164H197ZM34 162L36 163L35 164L36 167L32 166L34 164ZM44 162H46L45 165H44ZM203 162H205V163H203ZM228 162H229V165H230V163L233 165V166L231 165L232 168L229 165L227 167ZM30 163H31V165H30ZM157 163H159V164H157ZM194 163H196V166L194 165ZM144 164H146V163H144ZM155 164L153 166H155ZM201 164L204 167V171L203 172L205 173V175L202 172L203 169L201 167ZM42 165H44L43 168H41ZM165 165H163L164 166L163 168H165ZM167 165H166V167L168 168L169 166H167ZM14 167L15 166H13V168ZM26 167H27V169L25 170ZM149 167H150V165H149ZM210 167L212 168V170H215V172L212 171ZM33 168H34V170H33L34 172L33 173H35V171L36 172L37 171L40 172L37 175L35 173V176H36V180L35 181L33 180L34 179L33 173H29L30 171H32ZM35 168H37V169H35ZM160 168H161V166L158 167V169H160ZM228 168H231L232 170H230V171H233V172L228 171ZM9 169H11V168H9ZM28 169L30 171L25 172ZM145 169L148 170L147 164H146V168ZM152 169L155 170V168H152ZM19 170L21 171L20 173H19ZM23 170H24V172H22ZM56 170H58V169H56ZM149 170H151V169H149ZM209 170H210V172H209ZM16 171L18 172V175L16 174ZM42 171H43V173H42ZM200 171H201V173H200ZM211 171H212V175H213V172L215 173L214 174L215 177L214 176L211 177V174L209 175V173H211ZM76 172H78V173H76ZM155 172H157V171H155ZM158 172L164 173L163 171L161 172V170H159ZM166 172H167V169H166ZM21 173H22V175H21V177H19V179H21V180L18 179V181L22 182L24 179H27V178L29 179V177H28L29 175L28 174H30V176L32 174L33 177H30L31 180L29 179L30 183L29 184L26 183V181L28 182V180H26V181H23L24 185H30L31 184L32 186H34L33 182H36V183L37 182L38 183L41 182L40 183V185H41L40 187L41 188L40 187L39 188L36 187V186H38V184L37 185L35 184L36 186H34V187H36V188L33 187L32 188L33 190L31 189V186H28V187L25 186L24 187V186H22L23 184H21V186H20V182L17 181V178H18L17 176H20L19 174H21ZM24 173H25L27 178L24 175L25 178L22 180ZM144 173H142V174L145 175ZM227 174H230V175L233 174V176H231L228 179L226 177ZM263 174H264V172H263ZM156 175H157L156 176V178H157L159 175L158 174H156ZM76 176H79L80 180H81V190H80L81 191V196H80V200H79L80 202H78V204H80V207H88V208H87V213H85V216L82 214L83 215V218H81V222L82 223L81 224L78 223L80 220L77 221V223L80 224V226L78 225V227H80V230L77 229L78 230L77 231V230L74 229L75 231H77V233L80 231L79 235L76 234L75 231L74 232H73V230L71 231V232L74 233L75 236L78 235L76 237L77 239H78V237H80V239H81V240H79V239L77 240L75 238L77 240V242H79V241L80 242L77 243L76 249L73 250V249H71L72 248L71 245L73 247H75L74 243L76 244V241H72V239H74L73 238L74 236L72 237V239H70V242L72 241L71 244H70V242L67 239V232H68V226L70 225L69 224L70 220H68L66 218V215H67V211H68L67 208L68 207H74L73 209H75L76 206L78 205L77 202L75 201L74 190H73ZM147 176H149L151 178L153 177L151 175H148V173H147L146 177ZM201 176H202V178H204V180H207V182H209V183H206L201 178ZM14 177H15V179H13ZM143 177L144 176H142V178ZM149 177L147 179H150ZM207 177H209V179ZM42 178H43V180H42ZM199 178H201V179L199 180ZM210 179L212 180V182H211ZM230 179H231V182L229 181ZM8 180H10L11 183L12 182L13 183L10 185L8 183ZM32 180H33V182H32ZM144 180H145V182L146 181L149 182V180H146L145 177H144ZM144 180L142 182H144ZM152 180H153V178H152ZM155 180L156 179H154L153 181H155ZM196 180H199V182L196 181ZM202 180H203V182L205 184L204 186H203ZM53 181H51V182H53ZM168 181H169L170 184L172 183V180H168ZM200 181H201L202 185L200 184ZM215 181H217L216 185H215V183H213ZM232 181H233V185H232ZM6 182H7V184H6ZM152 182L150 181L149 184H151ZM194 182H196V183H194ZM197 182L200 184V186H198L199 184ZM210 182H211V184H210ZM220 182H222L221 184H223L224 186L221 185V184L219 185ZM228 182H229V185H228ZM155 183H156V181H155ZM157 183L160 185V188H161V184L162 183L160 182L161 183L160 184L158 182V180H157ZM154 184L152 183V185H154ZM158 184H157V186H158ZM206 184L207 185L210 184L209 187ZM172 185H173V183L171 184V186ZM194 185H197V187H195ZM144 186H146V185H144ZM162 186H163V184H162ZM201 186L203 187V189H201L202 188ZM211 186H213V185H211ZM219 186L220 187L221 186L224 187V188L221 187L222 188L221 190H223L222 193H221V191L219 189L220 188ZM225 186H227V189H226ZM17 187L18 188L20 187V188L18 189ZM44 187H43V189H44ZM172 187H174V186H172ZM230 187H231V189H230ZM26 188H27V190H26ZM37 188H38V190H37ZM57 188H56V190H57ZM162 188H161V190H163ZM165 188L167 189V188H170V187L164 186V189ZM228 188L230 190H233V192H230V190H228ZM28 189H29V191H28ZM39 189H41V190H39ZM140 189L137 188L136 190L140 191ZM147 189H148V185L146 186L145 190H147ZM143 190H141V191L143 192ZM145 190H144L145 193L143 192L144 195L142 193H140V195L141 194L143 195V198H141V199H145L146 197L149 196L148 194L153 192L152 188L150 190L148 189L150 191V193H148L147 196H146L145 194H146L147 191H145ZM155 190H156V188H155ZM161 190H160V193L157 191V195L158 196L161 193L164 194V192H162ZM167 190L170 191V189H167ZM204 190H206V191H204ZM37 191H39V192H37ZM28 192H29L30 195H28ZM16 193H18L19 195L18 194L16 195ZM132 193L139 195L138 192L134 193V192L131 191V195L127 194L128 196L125 195V197L127 196V198H128L130 196H133ZM154 193H156V191ZM195 194H201V193H199V191H198ZM204 194L205 193H203V195ZM154 195H156V194H154ZM154 195L150 196V198L152 199L154 197ZM157 195H156V197H157ZM165 195H166V198H168L167 194H165ZM165 195H163V197L161 195V197L165 198ZM41 196L42 195H40L38 198H40ZM134 196H136V195H134ZM144 196H146V197L144 198ZM36 197H34V198H36ZM175 197L177 198V200H176ZM38 198H36L37 199L36 201L38 202V204H41L42 199L41 198L38 199ZM114 198H115V200L116 199L117 200L115 201ZM130 198L128 200H130ZM134 198H136V197H134ZM166 198H165V200H166ZM13 199L17 202L16 204L12 203ZM22 199H23V197H22ZM32 199H30L31 202L32 201L35 202V199L34 200H32ZM131 199H132L131 202L127 203V201H126L127 206L130 203H131L130 204L131 207L133 206L132 205L133 204L132 201L134 199L133 198H131ZM205 199H206V201H205ZM6 200H9V201L6 202ZM30 200H28V201H30ZM147 200L149 201V199H147ZM153 200H154V198H153ZM153 200H150V202L153 201ZM172 200L170 201V203L173 202ZM24 201H25V199H24ZM144 201H146V199L143 200V202H141V201L140 202L142 204L146 203ZM167 201H168V199H167ZM19 202H21V203L19 204ZM115 203L119 204V205H116ZM228 203L230 204V201H228ZM26 204H25V207H26V209H28ZM31 204L33 205L35 203L32 202V203L29 204L30 205V206H28L29 210H30V208L33 209L35 207V206L32 207ZM136 204H134V206ZM142 204H140V205H142ZM149 204H148V206H149ZM152 204H154V203H152ZM55 205L57 207H55ZM114 205H115V207H114ZM155 205H153L152 207H154ZM179 205H180V207H179ZM204 205L201 208H196V209L197 210L198 209L203 210L205 208ZM0 206H2V205H0ZM148 206L146 204V208ZM160 206H162V205H159V208H160ZM198 206H200V205H198ZM247 206H248V210L249 209L251 210V211L249 210L250 211V216H252V218H253V216L259 218L258 219V218L254 217L255 221L257 220L256 223H253V222H255V221H253V222L248 224L247 220H245V218L244 219L242 218L246 214V213H244L245 210L242 209V208L247 207ZM22 207H24V205ZM176 207H178L180 209L182 207V209L180 211H183V214H184L183 216L185 217V220H184L183 216H181V214L180 215L177 214V211H179V210ZM228 207H230V206H228ZM239 207L241 208L242 212L240 211ZM123 208H125V207L123 206L122 209ZM161 208L159 209L160 211H159L158 214H154L156 212H154V213L149 212L148 213L149 214L148 216L150 217L152 222H155L154 220L157 219V218L160 219V217L163 214H165L166 211L162 210ZM11 209L12 208L10 207V209H8V210H11ZM18 209H17V211H18ZM38 209L41 210L40 208H38ZM126 209H127V207H126ZM130 209H127V210H130ZM143 209L144 210H142V211H146L145 208H143ZM175 209H177V210H175ZM184 209L187 210L188 208L187 207L185 208V206H184ZM23 210H24L23 212H25L24 208H23ZM36 210L33 209V211H36ZM75 210H77V208ZM127 210H125V211H127ZM136 210L133 209V212L135 211V213H137V211H139V210H137V211ZM174 210H175L176 213H173ZM210 210L214 211V212L211 213ZM225 211L228 212V213H226ZM249 211H246V212L249 213ZM20 212H21V210H20ZM38 212L35 215H39L40 212H39V214H38ZM131 212H132V210H131ZM162 212H164V213L162 214ZM167 212H166V214H168ZM259 212L261 214H259ZM11 213H13V212H11ZM14 213H13V215H11V217L15 216ZM128 213L129 212L127 211L126 216L129 215L128 216V218H129L130 217V213L129 214ZM172 213L174 214V216L177 215V217H174L172 215ZM185 213H186V215H185ZM0 214L7 216V212H3V214L1 212ZM26 214L24 215V217H23V215H21L19 218H22V217L25 218ZM138 214L139 213H137L136 215H138ZM144 214L146 215L147 213L144 212ZM191 214H193V213L191 212ZM201 214H202V216H201ZM33 215H34V212H33ZM78 215L79 214H77V216H73V213L71 214V216H73V217H78ZM80 215H79V217L82 216V215L81 216ZM122 215H123V210H122ZM27 216H28V214H27ZM27 216H26L25 219H27ZM68 216H70V215H68ZM101 216H102V214H101ZM101 216L99 215V219H100ZM103 216H102V219H103ZM109 216H110V213H109ZM225 216H227V217H225ZM36 217L37 216H35V217L32 216V219H33V221L35 220V222L38 219ZM107 217H108V215H107ZM107 217H105V218H107ZM133 217L130 220L128 219L130 222L127 221L128 222L127 225H126V223H127L126 221H125V225L123 223L124 228H122V229H124L123 231H125L126 235L128 234V231L125 230V226L127 227L130 223L132 224ZM196 217H194V218H196ZM34 218H36V219H34ZM68 218L70 219V217H68ZM200 218H199V220H200ZM15 219L16 218L14 217V220ZM25 219H22V220H25ZM29 219H30V217H29ZM29 219H27V220H29ZM110 219L111 218H109L108 220L110 221ZM135 219H134V224L136 225V223H135L136 220ZM168 219H170L171 221L168 220ZM187 219L191 220V221L195 220L196 223L194 221H192L193 222V224H192V222L188 221ZM43 220H44V218H43ZM143 220H144V218H143ZM240 220L246 221L247 224L244 225V222H242ZM12 221L13 220H11V222H9V223L12 224ZM73 221L74 220L72 218V222ZM102 221L107 222L106 219L105 220L103 219ZM168 221H170V222H168ZM228 221L230 222V226H232L231 229L228 228V225H229ZM239 221L241 223H238ZM96 222L98 223V221H96ZM74 223H75V225H73V226L78 228L76 226V222H74ZM107 223H106V226H104L106 231L108 230V228H110V227H107V226L110 225L111 228H112V225H111L112 223L109 222L111 224L108 223V225H107ZM172 223H173V221H172ZM242 223H243V225H242ZM15 224L17 225V223H15ZM39 224H43V226H47L45 224V222L44 223L40 222ZM131 224H130V227H133V229H135L134 226H131ZM141 224H139V225H141ZM169 224H171V226H169ZM239 224H241V225H239ZM8 225L9 224H7V226ZM19 225H20V222H19ZM194 225H196L197 233L194 230L195 229ZM209 225H210V223H209ZM33 226L36 227V229L35 228L34 229L37 230V226H35L34 224H33ZM240 226L242 228L244 227L245 230L247 229L246 230L247 232L246 233H244V232L240 233L239 231L242 230ZM10 227H12V226H10ZM14 227L16 228L17 226H14ZM239 227H240L241 230H239ZM13 228H11L10 232H13L12 231ZM15 228H14V230H15ZM165 228H169V229L171 228V232L167 233L169 231H163ZM136 229H137V227H136ZM182 229H184V230L181 231ZM27 230H28V228H27ZM39 230H41V229H39ZM42 230H43V228H42ZM139 231L135 230V232H138V233L142 232V231L141 232H139ZM7 232L9 234H7ZM25 232L30 234L31 230H30V232L29 231H25ZM26 233H24V234H26ZM43 233H45V232H43ZM73 233L71 235H73ZM125 233L121 234V237L123 235H125ZM129 233H130V230H129ZM14 234H15V232H14ZM131 234H134V233L131 232ZM131 234H130V238L132 237L131 240L128 239L129 238V236H128L129 234H128L127 235L128 236L127 240H121V238H120L115 245L110 246V248L108 250L113 255L112 256L113 259H114L115 256L118 257V254L120 252L125 251L126 253H128V254L131 253L130 255H132V253L134 254L137 250L141 251V249L144 248L145 239L141 238L144 234L141 237H139V238H141L140 240H137V239L135 240ZM137 234H135V235L137 236ZM205 234H207V235H205ZM41 235H43V234H40V236ZM168 235H169V237H168ZM171 235H175L177 237L181 236V237L179 239H174V236L172 238ZM196 235L198 237H194ZM33 236L35 238L37 237L35 235H33ZM138 236H139V234H138ZM239 236L240 237L242 236V237L240 238ZM34 237H31L32 240H34ZM170 237H171V239H169ZM231 237H232V240L230 242V241H228V239H231ZM243 237H246V238L243 239ZM5 238H4V241H6L8 239L7 238L5 240ZM143 238H145V237H143ZM213 238H214V240H213ZM210 239H212L213 242H211ZM22 241H24V243H22ZM39 241L40 240L38 239V242ZM36 243H37V241H36ZM54 243H56V246L54 245ZM26 244H27V246H26ZM181 244L185 245V246L183 247ZM199 244H201V245H199ZM227 245H229V248H231V246H232L231 250L229 248H227L228 247ZM171 246H170V248H171ZM192 248L193 247L189 248V250H191ZM226 248L229 249V251H227V253L229 252V255L228 254L225 255ZM186 249H185L184 252H186ZM77 251L78 252L80 251V254H81V255L78 254V256L80 255L82 257L83 255H85L84 249L82 247H80V250H77ZM178 251H177V253L179 255V258L182 257V256L184 257L183 251L181 252L183 255H181V253H179ZM106 252H107V250H106ZM196 253H197V251H196ZM211 253H212V255L210 257ZM105 254H107V253H105ZM123 254H124V252H123ZM191 254L193 256V253H191ZM230 254H232V255H230ZM80 256L78 258H80ZM124 256H125V254L123 256L120 255V257H122V258H124ZM131 257L133 258V255ZM173 257H175V255ZM173 257L171 259H173ZM186 257H184V258H186ZM112 258L110 260H113ZM176 258L177 257H175L174 260H176ZM182 258H181V260H183ZM74 259H76V258H74ZM195 260L199 261L200 260L199 256H197ZM74 261H76V260H74ZM123 262L124 261H122V263ZM115 264H119V262H117V260H116Z\"/></svg>","mask_w":264,"mask_h":264},{"label":"rangeland","instance_id":"2","mask_svg":"<svg viewBox=\"0 0 264 264\" xmlns=\"http://www.w3.org/2000/svg\"><path fill=\"white\" fill-rule=\"evenodd\" d=\"M28 1H29V0H27V2H28ZM34 1H35V0H30V1H29V4L26 2V5H27V6L24 7V8L26 9V11L24 10L26 13L23 12V9H21L22 11H20V12H23L26 16H28L27 14H29V19H31V18L33 19L32 16H34V15H33L34 13H33V12H30V11H33L34 8H35V7H33L32 3L34 4V3L37 2V1H35V2H34ZM73 1L75 2V0H63V1L59 0V2L62 3V4H63V2L66 3V4H63V6H65L64 8H63L62 4H60L59 6H62V7L60 8V11H59V9H58L57 11L54 10L55 12H54V11H49L48 13H46V11H47V10H46L45 12H42V16H41V14L39 13L40 11L38 10L39 12H36V13H38V15H37L38 17L35 15L36 18L34 17V18H35V19H33L34 21H32V19H31V21H30L28 24L31 26V24H32V22H33V24L35 25L34 22H35L36 19H37L38 22L41 21L40 24L36 21V22L39 24V27H38V28L36 27V29L41 30V31H38V30H36V29H33V30H31V31L34 32L33 34H32V32H29V33L27 32L28 35H29V37L26 36V39H29V40H25V41H24L25 37H23V36H24L26 33H25L23 36H21V38H20V39H22V40H21V41H22L21 43H22L24 46H28V47L30 46L31 49H32L33 47L37 48V49H36V52L39 51L40 53H42V54L37 53V54L39 55V57H40L41 55H42V56L44 55L43 58L40 57V58H42V59H40V60H41L40 62L37 61L38 56H35L36 60H29V59H28V61H25V62H27V63H28V62H31V63L33 62V64H30V63H29V64L31 65V67H32V66H33V67L37 66L36 68H37L38 70H40V69L43 68V67H44V68H48V70L46 69L47 72H45L46 70H44V71L41 70V72H42V73L45 72L47 76H45L44 74H41V75H40L41 72H40V73H36V72H37V69H36L35 73L32 72L33 74L30 72V73L33 75V78H31V76L29 77V75H27L28 72H26V71H25V73L23 74V71H21V70H22V67L24 66V67H23V70H24V68H26V67H30V66H27L28 64L25 65L26 63L23 64L24 62L15 61L16 64H15L14 62H12L11 65H10V64L8 65L7 62H5V60H4L5 57H6V55H7V54H5V51H10L9 49L7 50V48H11V52H10L11 55L9 54V57L11 56L10 58H13V57H14V56H12V55H15V56L20 55L21 57H22V55H23V57L26 58V59H25V58H24V59L27 60V58H30L29 56L34 55V54L36 55V53L34 52L35 49H33V52L30 53V55L25 56L24 53L27 52V51L30 50V49L25 50V48H27V47H22L23 45H20V46L17 45V46H19L20 48L22 47V48H21L22 50L19 48V50L16 51L17 54H14L13 52H15L16 49H15V50H14V49L12 50L13 45H12V46H9V45H11V44L6 45L7 42H8V41L6 42V40H9V39H8V35L5 36V35H3V34L0 33V37L7 38V39H5V41H4V42H6V43H3V41H2V43H1V41H0V43L3 45V47H2V45L0 44V45H1V47H0V50H1V51H0V58H1V59H0V60L4 61L3 64H4L5 66H6V64L8 65L7 67L10 66L9 68H7V69L10 70V71H8V70L6 71L5 67H4V68L1 67L2 65L0 66V72H1V70H2V71H3L2 73H4L3 75L0 73V84H1V85H0V92H2V93H0V96H1V97H0V98H1L0 100H3L2 98H4V100H3V101H4L3 104L6 105V103H5V100H7L6 97H8V99H10V97H11V99H12L13 95L15 96L14 93H16L18 96L16 95L17 98H15V100H17V102H18V99H22V100H24L25 97H22V96H26L25 93H27V96H26L27 98L25 99L26 101H23V102H22V101H19L20 103H19V102H18V103L21 104V106H20L19 104H18V105H13L12 108H13V109H16V110H18V111H19V109L22 110L23 107H24V108L26 107V106H24L23 104L27 105V104L30 103V102L27 103V100H28V96H31L32 98H30V99L28 100V101L31 100V103H32V105L29 104V106H31V108L33 109V110H31V111H38V112L41 113L39 117H40V119L42 120V122L44 121V122H43V125H44V127H45V130H46V126H47V124H48L49 122L52 123L51 120L53 121V119H52V116H51V115L48 117V115H49V112H48V111H47L48 113L46 112V113L44 114L42 110L45 109V108H47V107L49 106V108H47V110H51V109H52V110L50 111V114H51L52 112L55 111V110L53 109V106H54V105L59 106V108H58V111H59L60 108H61V105L63 104V102H64V103H72V104H75L74 101L77 100V101H76V104H83V102H85V101L83 100V99H84L83 96H85L86 94H84V92L82 93V90L85 89V88H86L85 93H89V94H90V95L87 94L86 97H88V98H89V97H90V98H94V100H92V102H97V101H98V103H99V100H100L101 98L104 99L105 97H106V98H110V99H114V101H113V100H112V101H113V102H117L115 99H118L120 96L122 97V96L125 95V92H124V91H125V87H126L125 85H126L127 74H126V75H123V74H125V72H123V71H124V70H128V68H127L128 66H127L126 64L129 63V62H128V60H129V58H128L129 55H127V53H128V54H130V53L127 51V50H129V48L127 47V46H129V45H127V44L130 43V42H129L128 40L126 41V39H125V41L122 40V39H124V38H123V37H120V36H119L120 39H118V36H116V37H115V36H113V37H112V36H108V37H107V35H105V33L108 31V29L106 30L105 28L103 29V28L100 27V30L96 31L95 28H96V29H99V28H97V25H98L97 23L100 21V19H99L98 22H96V20H95V18H98V16L95 17V16L97 15V13L95 14V16H93V17H94V20H95V21H94L92 15H88V14L85 15V14H83L84 11H82V9L80 8V9H81L80 11H81L82 14H83V18L80 19L81 16H82V14L79 15V13H78V12H80V11H79V8H78V7H77L78 9L74 8V7H76V5L78 4V2H75L76 4L74 5V4H73V3H74ZM77 1H78V0H77ZM251 1H252V2H251ZM251 1L247 2L248 4L245 3V6L242 4V7H243V8L245 7L244 10H243L245 14H246V12H247V13H248V12L250 13V10L252 9L251 4H255V5L257 6V5L259 4V1H261L260 4L258 5V6L260 7V5H262V4L264 3V0H259V1L257 0L258 3L256 2V0H255L254 2H253V0H251ZM31 2H32V3H31ZM114 2H115V1H114ZM114 2H111V4H112V3L115 4ZM255 2H256V3H255ZM249 3H251V4H249ZM67 4H68V5H67ZM72 4H73V5H72ZM113 4H112V5H113ZM246 4H247L248 6H246ZM35 5H36V4H35ZM35 5H34V6H35ZM70 5H71V6H70ZM108 5H109V4H107V7H105V9H104L103 7L101 8L103 11L106 10V12H102V11H101V12L103 13L102 16H103L105 13L108 14V15H107V14L104 15V16H105L104 18H106V17H108V16L110 17V18L108 17V18L110 19V22H109L108 18L105 19L107 22H109V23L111 24L110 27H113L114 25H115V27H122V26H124L126 23H127V24H131V21H126L125 23H121V22H123V21L125 20L123 17H120V18L117 19V20H116V19H115V20L112 19V18H111L112 16L109 14L111 11L109 10ZM112 5H110L111 10H112L113 8H115V7H114L115 5H113V6H112ZM249 5H250V7H249ZM30 6H32V7H30ZM37 6H38V5H36V8H37ZM59 6H58V7H59ZM77 6H78V5H77ZM256 6H254L255 8L253 7V8L255 9V11H256V9H257V7H258V6H257V7H256ZM28 7H29V8H28ZM58 7H57V8H58ZM69 7H72V8L69 9ZM246 7L249 8L250 10H248V11L246 10V11H245ZM259 7H258V8H259ZM32 8H33V10H32ZM36 8H35V9H36ZM38 8H39V7H38ZM57 8H56V9H57ZM62 8H63V9H62ZM107 8H108V9H107ZM28 9H30V10L28 11ZM39 9H40V8H39ZM42 9H43V8H42ZM40 10H41V9H40ZM65 10H66V11H65ZM69 10H70V12H69ZM72 10H73V11H72ZM107 10H108V11H107ZM121 10H122V11H125V12L128 11L127 9H124V8H122ZM261 10H264V9H261ZM27 11H28L29 13H28ZM35 11H36V10H35ZM35 11H34V12H35ZM42 11H44V10H42ZM67 11H68V12H67ZM109 11H110V12H109ZM112 11L114 12L115 9H113ZM243 11H240V12H241V15L244 16V14H242ZM253 11H254V10H253ZM258 11H260V9H259V10L257 9V12H258ZM63 12H64L66 15H65ZM66 12H67V13H66ZM257 12H256V13H257ZM23 13H20V14L22 15ZM36 13H35V14H36ZM60 13H61V14H60ZM70 13H71V15H70ZM72 13H73V14H72ZM234 13H235L236 15H235ZM234 13H232V14H233L232 16H238V15H240V14L237 15L238 12H234ZM253 13H254V12H253ZM258 13H259V12H258ZM261 13H262V12H261ZM0 14H1V13H0ZM46 14H47V15H46ZM52 14H53V15H52ZM59 14H60L61 16H60ZM250 14L252 15V11H251ZM250 14H248V15H250ZM30 15H31V16H30ZM87 15L89 16L88 18H90V16L92 17V19H89V20H92V21H89V20L86 18L89 24H87V21L85 20L86 25H89L90 29L92 28V30H93V25H94V24H97V25H95V28H94V31H93L94 33H93V34H90V33H92V31H90V32H89V34H90L89 36H87V33H88V32H87V31H88L87 28L89 29V27L86 26V27L83 28V27L80 26V24H81V23H80V20H82V21H81V22H82V25L85 24L83 20H84L85 17H87ZM98 15H99V14H98ZM241 15H240V16H241ZM248 15L246 14V16H248ZM255 15H256V14H255ZM263 15H264V11H263ZM263 15H261V16L258 15V17L253 15V16H250V18H251V17H256L254 20H257V19L259 20L260 18L263 17ZM26 16H23L24 19L26 18ZM40 16H41V17H40ZM64 16H65V17H64ZM79 16H80V18H79ZM84 16H85V17H84ZM43 17H45V18H43ZM76 17L79 18V20H77ZM99 17H101V16L99 15ZM259 17H260V18H259ZM0 18H1V17H0ZM65 18H67V19H65ZM102 18H103V17H101V21H102ZM104 18H103V21H105ZM121 19H122V20H121ZM123 19H124V20H123ZM251 19H252V18H251ZM1 20H2V18H1ZM1 20H0V21H1ZM27 20H28V18H27ZM27 20H24V21H27ZM118 20H119V21H118ZM120 20H121V21H120ZM252 20H253V19H252ZM258 20H257V21H258ZM263 20H264V19H263ZM28 21H29V20H28ZM49 21H50V23H49ZM68 21H69V23H72L73 26L76 24L77 26H76V25H75V26L78 27V29L75 28V30H72L73 27L71 26V24L68 25ZM115 21L119 22V24L116 23ZM73 22H74L75 24H73ZM95 22H96V23H95ZM0 23H1V22H0ZM91 23H92V24L94 23V24H93V25H90ZM113 23H114V24H113ZM26 24H27V22H26ZM33 24H32V26H33ZM63 24H64V25H63ZM66 25L68 26V28H66V27H67ZM30 26H29V27H30ZM32 26H31V28H32ZM35 26H38V25H35ZM45 26H46V27H45ZM69 26H70V28H69ZM75 26H74V27H75ZM64 27H65V28H64ZM71 27H72V28H71ZM98 27H99V26H98ZM33 28H35V27H33ZM44 28H45V29H44ZM49 28H50V29H49ZM82 28L87 30L86 33H85V31H84ZM42 29H43V30H42ZM48 29H49V30H48ZM26 30H28V29L26 28ZM44 30H45V31H44ZM102 30H103V31H102ZM36 31H37L39 34H36V33H37ZM52 31H53L54 33H51ZM65 31H66V32H65ZM76 31H78V33H79V31H81L80 33L85 34V35H83L82 38H81V36L79 35L80 33L77 34ZM99 31L101 32V34H100ZM46 32H47V33H46ZM68 32H70V33H68ZM72 32H73V33H72ZM83 32H84V33H83ZM104 32H105V33H104ZM30 33H31L32 36H30ZM50 33H51V34H50ZM55 33H56V35H58V36H55V35H54ZM65 33H66V34H65ZM71 33H72L73 36L71 35ZM95 33H97V34H95ZM74 34H76V35H74ZM94 34H95V35H94ZM35 35H40V36H37V37H41L42 43H41V40H40V41H39V40L36 41V39H38V38H36V37H34V39L32 38V37L35 36ZM50 35H52V36H50ZM61 35H62V36H61ZM69 35H70V37H69ZM92 35H94V37H91ZM96 35H97V36H96ZM59 36H61V38H59ZM79 36H80V39L78 38ZM85 36H86V38H84ZM103 36H105L104 38H105L106 40L103 38ZM221 36L223 37V35H221ZM13 37H14V36L12 35V38H13ZM49 37H50V38H49ZM57 37H58V38H57ZM74 37H75L76 39L81 40V41L84 40V39H88V40H89L88 37H90L91 39L89 40L88 43H86V41L84 40V44H83V43H79V45L77 46V44H78L77 42H78V41H77L76 39H74ZM95 37H96V38L98 37L97 39H98L100 45H99V43H96V42H98V41H94V39L97 40ZM99 37H101V38H99ZM218 37H220V36H218ZM15 38H16V37H15ZM23 38H24V39H23ZM43 38H44V39H43ZM45 38H46V39H45ZM65 38H67V40H65ZM83 38H84V39H83ZM107 38H109V39L112 38V39L109 41V39H107ZM113 38H114V40H116V41H114ZM263 38H264V37H263ZM0 39H1V38H0ZM17 39H18V38H17ZM17 39H15V40H14V39L11 40V37H10V40H11L12 42H9V43L14 44L13 41L16 42ZM20 39H18V40H20ZM31 39L34 40V41L32 40L33 43H32V41H31ZM99 39L102 40V41L100 42ZM18 40H17L16 44H18V42L20 43V41H18ZM43 40L46 41L47 43L43 44V43H44ZM64 40H65V41H64ZM88 40H87V41H88ZM103 40H104V42H103ZM62 41H64V42H62ZM75 41H76V42H75ZM106 41H108V45H107ZM121 41L124 42L125 45H123V43H122ZM24 42L27 43V44H29V45H26ZM34 42H35V43H34ZM39 42H40V44H39ZM69 42H70V43H69ZM72 42H73V43H72ZM91 42H92V43H91ZM114 42H115V43H114ZM125 42H126V43L128 42V43L126 44ZM75 43H76V44H75ZM102 43H103V44H102ZM105 43H106V44H105ZM16 44L14 45L13 48H16V47H15ZM32 44H33V46H32ZM47 44H48L49 46H48ZM70 44L74 45V47H72V45H70ZM199 44H201V43H199ZM204 44L206 45V42H205V43L202 42L201 46L204 45ZM40 45H41V46L44 45V47H45V45H46V47H45L44 49H42V47H39ZM57 45H59V46L57 47ZM62 45H63V47L61 48L60 46H62ZM64 45L66 46V48H67V46H68V48H69V47H71V48H69V49L67 48L68 50L65 51V50H63V49H65V46H64ZM69 45H70V46H69ZM88 45H90V46H89V47H90V49H89L90 54H88V49H87V51H85V52H86V55H84V52H82V51L85 49V47H88ZM93 45H94V46H93ZM104 45H107V46H104ZM118 45H119V47L121 46L122 52L124 51V53L120 52L121 49L118 48ZM126 45H127V46H126ZM7 46H9V47H7ZM51 46H54V47L51 48ZM75 46H77V47L80 46V47H79V49H78V48L75 47ZM91 46H93V47H91ZM98 46H99V47H98ZM30 47H29V48H30ZM47 47H49L50 50L52 49L51 54H48V55H47V53H49V52L46 51V49H48ZM56 47H57V48L60 47V48L57 49ZM81 47H82V48H81ZM83 47H84V49H83ZM97 47H98V48H97ZM80 48L83 49V50L81 51ZM102 48H103L104 50H103ZM2 49H4L5 51H3ZM17 49H18V47H17ZM55 49H56V51H55ZM37 50H38V51H37ZM40 50H41V51H40ZM59 50H60V51H59ZM72 50H73V52H72ZM78 50L81 51L80 53L83 54V55H80V56H82V59H81V60L79 59V58H81V57L78 58V56H79L78 54H80V53H78ZM85 50H86V49H85ZM94 50H95L96 52H95ZM31 51H32V50H31ZM48 51H49V49H48ZM61 51H62V52H61ZM69 51H70V52H69ZM74 51H75V52H74ZM97 51H98V53H97ZM16 52H15V53H16ZM23 52H24V53H23ZM53 52L57 53V55H56L55 53H54V55L59 56V58H61V59H62L63 55H61L60 52H61L62 54H65V56L63 57L62 60L65 59L66 61L61 62V60H59L58 57H56V56L53 55ZM6 53H7V52H6ZM8 53H9V52H8ZM21 53H23V54H21ZM28 53H29V52H28ZM28 53H27V54H28ZM45 53H46V55H45ZM71 53H73V55H71ZM75 53H77V54H76L77 57L74 56ZM94 53H95V55H93ZM125 53H126V55H125ZM3 54L5 55L4 57H3ZM67 54H70V56H71L73 59L75 58V59L79 62V64L82 63V65H84L83 67H86V69L89 68L88 66L90 65V63H91L94 59L97 60L98 63L100 62L99 65H98V63L92 62V63L95 64V66L97 65V67H91L92 69H93V68H96L97 71L95 70V71H96V72H95V71L92 70L91 68H90L91 70L88 69V72L91 73V75H90V73L86 72V69H85V68H83V71L85 70V72H82L81 69H80V70L78 69V70H79V73H78V71H75L74 74H76V75H74V77H73V76H72V75H73V74H72V73H73L72 71L75 70V68H76L75 65H77L78 68H79L80 65L78 66V64H76V60L74 61L72 58H69L70 56L68 57ZM99 54L102 55V56H100ZM123 54H124L125 56H127V57H123V56H124ZM51 55H52L53 57H56V58H57V61H59V62L56 63V61H54L55 58L53 59ZM90 55H91V56H94V57L98 55L99 57H98V59H96L97 57H96V58L93 57V58H92V61H91V59H90V60H85V58H86V57H89ZM119 55H120V56H119ZM46 56H47V58L49 57V60H46V62L53 61V62H52L53 65L50 64V66H49V63L45 64V62H43V61H45V59H46L45 57H46ZM50 56H51V57H50ZM83 56H84L85 58H84ZM121 56H122V58H121ZM21 57H18V58L21 59ZM23 57H22V59H23ZM65 57H67V59H66ZM100 57H101V58H100ZM119 57H120L121 59H119ZM2 58H4V59H2ZM6 58H7V57H6ZM10 58H7L8 63L11 62V61H9ZM16 58H17V57H16ZM18 58H17L16 60H19ZM31 58H32V56H31ZM77 58H78L80 61H79ZM89 58H90V57H89ZM89 58H88V59H89ZM99 58H100V60H99ZM123 58H124V59H123ZM127 58H128V59H127ZM13 59H14V58H13ZM69 59H70V62H74V63H75V65H74V64H71L72 66H73V65L75 66V68H74V67L72 68V69H74V70H71V67H72V66H70V63H69V65H68L67 63L64 64L65 62H69ZM86 59H87V58H86ZM105 59H106V60H105ZM122 59H123V60H122ZM7 60H6V61H7ZM11 60H12V59H11ZM38 60H39V59H38ZM115 60L117 61V63H116ZM121 60H122V61H121ZM13 61H14V60H13ZM23 61H24V60H23ZM113 61H114L115 63H114ZM120 61H121V62H120ZM123 61H125V62H123ZM83 62H85V63L87 62V64H85V63H83ZM118 62H120L121 64L118 63ZM1 63H2V62H0V64H1ZM5 63H6V64H5ZM102 63H103L105 66H103ZM113 63H114V64H113ZM122 63H123V64H122ZM124 63H126V64H124ZM42 64H43V65H42ZM112 64H113V65H112ZM117 64H119V65H117ZM16 65H18V66H16ZM57 65H59V66H57ZM60 65H61V67H60ZM67 65L70 66V67H69L70 70H68L69 68L65 69ZM124 65H126V66H124ZM12 66H14V67H12ZM51 66H52V67L54 66L55 69L52 68ZM63 66H65V68H63ZM91 66H94V65H91ZM98 66H99V67H98ZM119 66H120V67H119ZM121 66H122V69H123V71H122L123 73H121V72L119 73V71L121 70ZM20 67H21V68H20ZM58 67H59V68H58ZM118 67H119V69H118ZM123 67L126 68V69H124ZM49 68H50L51 70H50ZM80 68H81V67H80ZM98 68H99V69H98ZM11 69H13L14 72H16V73H14L13 70H11ZM27 69H28V68H27ZM34 70H35V69H34ZM53 70H54V71H53ZM66 70L71 71V72H70L71 75H70V73H68ZM76 70H77V69H76ZM118 70H119V71H118ZM4 71H5V72H4ZM28 71H31V70H28ZM32 71H33V70H32ZM49 71H50V72H49ZM61 71H62V72L64 71L65 74L68 73V75L63 76V75H64V72H63L62 74L57 73V72H61ZM92 71H93V73L95 72L96 74H93ZM98 71H99V72H98ZM8 72H10V73L12 72V75L9 76L10 73L8 74ZM66 72H67V73H66ZM97 72H98V73H97ZM17 73H18V74H17ZM85 73H87L88 75L85 74ZM107 73H108V74H107ZM127 73H128V71H127ZM5 74H6V75H5ZM7 74H8V75H7ZM19 74H21L22 78L24 77L23 79H24L26 82H25V81L22 82V79H19V78H20V75H19ZM92 74H93V75H92ZM111 74H112V75H111ZM120 74L124 77V79H125L124 81H123V77H122V76L119 78L120 80L116 79V78H118V77L120 76ZM1 75H2V76H1ZM13 75L16 76V77H14ZM25 75H26V77H28V78H25ZM35 75H40V76H36L37 78H35ZM42 75H43V76H42ZM59 75H60V76H59ZM94 75H95V76H94ZM101 75H102L103 77H102ZM41 76L43 77V79H44V78L46 79V78L48 77V78H51V79L53 78V80H54L55 77H56V78L58 77V78H57V79H59L58 81L61 82L62 84H59V85H58V82H57L56 80H54L55 82H54L53 80H52L53 82L50 80L51 83H52V84H51L50 81L47 82V81L44 79V80H45L44 84H46V82L50 84V85L47 84V85H49V86H48V87H45V85H42V81H43V80H40L39 82H35V81H38V80H39L38 77L41 78ZM78 76H80V77H78ZM90 76H91V77H90ZM17 77H18V78H17ZM76 77H77V78H76ZM92 77H93V78H92ZM95 77H96V78H95ZM104 77H107V78H104ZM125 77H126V78H125ZM30 78H31V79H30ZM64 78H65V80H64L65 82L63 81ZM83 78H87V79H84V80H83ZM97 78H99V80H98ZM9 79H11V80H9ZM12 79H13L14 81H13ZM33 79H34L35 81H34ZM76 79H77V80H76ZM100 79H101V80H100ZM107 79H108L109 81H108ZM18 80H19V81H18ZM67 80H68V81H67ZM86 80H87L88 83L86 82ZM115 80H116V81H115ZM62 81H63L64 83H66L67 86H68V85H69V86H68V87H67V86H63L64 84H63ZM83 81H84V82H83ZM110 81H111V82H110ZM113 81L116 82V84H117V86L115 85L116 87L113 85V84H114ZM119 81H120V82H119ZM3 82H5V83L3 84ZM30 82H31V84L29 85ZM40 82H41V85H42V86L39 84ZM89 82H90V83H89ZM118 82L120 83V86H122V84L125 82V83L123 84V86L121 87V90L119 91V93H117L118 91L115 92V90L120 89V88H119L120 86H119V83H118ZM21 83H22V85H21ZM23 83H24V84H23ZM25 83L27 84L26 86H25ZM32 83H34V84H32ZM56 83H57V84H56ZM81 83H83V84L81 85ZM84 83H86V84H84ZM112 83H113V84H112ZM121 83H122V84H121ZM7 84H8V87H7ZM15 84H17V85H15ZM18 84H19V85H18ZM66 84H65V85H66ZM76 84H77V86H76ZM78 84H79V85H78ZM100 84H101V85H100ZM10 85H11V87H9ZM33 85H34V86H33ZM39 85H40L42 88H45V91H46L47 93H44V92H45L44 90H43V92H38L37 90L39 89L38 87H40ZM47 85H46V86H47ZM85 85H86V86H85ZM14 86H15L16 88H15ZM35 86H38V87L36 88ZM70 86H73V87H72L73 89H71ZM74 86H75V87H74ZM78 86H79V87L81 86L82 88L85 86V88H83V89L81 90V87L79 88ZM99 86H101V87H99ZM1 87H2L3 89H2ZM13 87L15 88V90L13 89ZM17 87H18V88H17ZM19 87H21V88H19ZM22 87H23V88H22ZM30 87H31V88H30ZM66 87H67V90H66ZM92 87H93V88H92ZM113 87H114V88H113ZM7 88H8V89H7ZM56 88H57V89H56ZM61 88H62V89H61ZM74 88H76V89H74ZM112 88H113V89H112ZM115 88H116V89H115ZM24 89L27 90V91L25 92ZM32 89H33L34 91H33ZM48 89H50V91H49ZM68 89H69V90H68ZM87 89H88V90H87ZM16 90H17V92H16ZM35 90H36V91H35ZM53 90H54V91H53ZM60 90H62L63 93H64V92L66 93V95H65L64 97H67V98H68L69 96H67V95H68V93H70V95L72 94V96H73V97L71 96V97L73 98L72 100H74V99H75V100L71 102V101H68V99H67V100H63V99L59 98V97H63V95H64V94H62V91H60ZM71 90H72V91H73V90H78V92H77V91L72 92ZM80 90H81V91H80ZM111 90H113V92H111ZM123 90H124V91H123ZM18 91H20L21 93H18ZM22 91H23L24 93H22ZM41 91H42V90H41ZM58 91H60L59 94H57ZM92 91H93V92H92ZM121 91H123L124 93H122ZM9 92H11V94H12V92H13V94L11 95V94H9ZM28 92H29V93H28ZM31 92H34V94H38V95H39V93H44V94L38 96V95H34V94H32ZM48 92L51 93V94H48ZM120 92H121V93H120ZM30 93H31V94H30ZM79 93H80V95H79ZM81 93H82V94H81ZM111 93L113 94V96H111V95H112ZM115 93H116V94H115ZM22 94H23V95H22ZM24 94H25V95H24ZM73 94H74V95L77 94V95H76V98H74V95H73ZM83 94H84V95H83ZM94 94H95V95L97 94L98 96L96 97ZM119 94H120V95H119ZM121 94H122V95H121ZM7 95H8V96H7ZM19 95H22V96H19ZM88 95H89V96H88ZM100 95H101L102 97H101ZM114 95H116V96H114ZM2 96H5V97H2ZM37 96H38V97H37ZM43 96H51V97H53V98H51V99H49V100H48L47 98L45 99L46 105H47V101H50V103H52L51 106H50L49 104H48L47 107L45 106V108H43L44 106H43L42 104L40 105L41 107L38 106V104L41 103V101H42L41 99H42ZM91 96H92V97H91ZM93 96H94V97H93ZM99 96L101 97L100 99L98 98ZM117 96H119V97L117 98ZM77 97H78L79 100L77 99ZM114 97H115V98H114ZM40 98H41V99H40ZM88 98H85V99H88ZM90 98H89V99H90ZM11 99H10V100H11ZM52 99H53V100H52ZM80 99H82V102L80 101ZM89 99H88V100H89ZM13 100H14V99H13ZM15 100H14L13 102H15ZM37 100H38V101H37ZM40 100H41V101H40ZM46 100H47V101H46ZM69 100H70V98H69ZM8 101H9V100H8ZM11 101H12V100H11ZM36 101H37V102H36ZM79 101H80V103H79ZM0 102H1V101H0ZM9 102H10V101H9ZM43 102H44V99H43ZM43 102H42V103H43ZM10 103H11V102H10ZM34 103H35V104H34ZM7 104H8V102H7ZM15 104H17V103H15ZM9 105H11V104H9ZM1 106L3 107V108L0 107L1 110L5 109V108L8 109V108L10 107V106H9L8 108H7V107L4 108V106L2 105V103H1ZM6 106H8V105H6ZM42 106H43V107H42ZM38 107L43 108V109L40 110V108L38 109ZM26 108H28V106H27ZM50 108H51V109H50ZM6 109H5V115H7V113H6ZM9 109H11V107H10ZM9 109H8V110H9ZM13 109H11V110H13ZM37 109H38V110H37ZM16 110H14V111H16ZM23 110H24V109H23ZM25 110H26V109H25ZM61 110L63 111V108H61ZM65 110H66V109H65ZM71 110H76V111H78L79 108H78V110H77V108H76V109H71ZM83 110H84V111H87V110H88V111H91V109H90V110H89V109H87V110H86V109H83ZM83 110H80V111H83ZM97 110H98V111H103L104 109H98V108H97L96 111H97ZM106 110H107V109H106ZM106 110H104V111H106ZM109 110H110V109H108L107 111H109ZM111 110L113 111V110H115V109H111ZM111 110H110V111H111ZM119 110H120V109H116L115 111H119ZM28 111H30V110H28ZM92 111H95V109H92ZM2 112H3V111H2ZM16 112H17V111H16ZM44 112H45V111H44ZM3 113H4V112H3ZM8 113H11V111L9 110ZM23 113H24L23 111H22V113L19 111V114L16 113L17 115L15 116V119H17V118H18L17 116H19L20 114H21V115H25V114H23ZM11 114L14 115L15 113H11ZM11 114H10V116H11ZM259 114H260V113H259ZM8 115H9V114H8ZM21 115L19 116L20 119H21ZM260 115H261L260 118L264 117V116H263L264 113H263V115H262V114H260ZM2 116H3V118H5L4 114H3ZM46 116H47V117H46ZM257 116H258V115H257ZM7 117H8V116H7ZM13 117H14V116H13ZM13 117H12V118H13ZM27 117H28V119H29V116H27ZM27 117H26L25 120H27ZM50 117H51V119H49ZM55 117H56V116H55ZM258 117H259V116H258ZM12 118H11V120L14 121ZM0 119H1V118H0ZM6 119H7V118H6ZM20 119H19V120H20ZM30 119H31V118H30ZM48 119H49L50 121H49ZM56 119H57V117L55 118V120H56ZM4 120H5V119H4ZM22 120L25 121V120H24V116H23ZM22 120H21V121H22ZM47 120H48V121H47ZM6 121H8L7 123H9V122L12 123V124L10 125L11 128H15L16 124H13V122L10 121L9 119L6 120ZM21 121H20V124L23 122V121H22V122H21ZM30 121H32V122L29 123V124L32 126L33 133H35V134L32 133L33 136L30 134V135H31V138L28 137V140H29V139L32 140L33 137H35V136H36V138H37V127H36V125L34 124L33 119L29 120V122H30ZM3 122H4V121H3ZM15 122H17V121H15ZM18 122H19V121H18ZM0 123H2V122H0ZM7 123L5 122V123L1 124V126H5V127H7V128L9 127V129H10V126H9V125L6 126ZM24 123H25V122H24ZM4 124H5V125H4ZM20 124H19V123L17 124V128H19V130L21 129V132L25 131V132H24L25 134L27 133V132H26L27 130H30V132H31V128H29L30 126H27L26 129H25V126H24V127H23L24 129H22L21 126H23V124H21V125H20ZM27 124H28V123H27ZM55 124H56L55 127H57V122H56V121H55ZM147 124H148V123H147ZM166 124H167V123H166ZM166 124H164V125H165V127L163 126L164 128L162 127L163 124H161V127H162L163 129H160V128H159L160 125L157 124L159 130H156L155 126L152 127V126L149 125V126H150V127H149V126H147L146 124H144V125L147 126V127L145 126V129H146V130H145V129H144V130H141V128H143L144 125H141V128H140L141 131L139 130V132H140L139 134L142 135V133L147 132V130L149 129L148 131H150L151 133H149L150 136L146 133V136H147V135L149 136V137L147 136V138L150 139V137H152L153 139H155V143L157 144V145H155V143L153 142V140L150 139L148 142L150 143V141H151V144H154V145H155L154 147H156V148L151 147L152 145H150L149 147H147L149 144H148L147 141H146V137H145V139H144V137H143V139H142V136H144L145 133H144L142 136H140V138H141L142 140H144L145 142H144V141H141V140H140V141H141L142 143L144 142V144L147 143V145H145V147H144L145 149L143 148V149H144V152L146 151L145 153H147V152H148L147 150H149V152L147 153V156H148V154L150 155V154H151V153H150V148H151L152 153H153V156H152V154H151V156L153 157V160H151V159H152L151 156H150V157L148 156V157H149L148 159H147L146 157L144 158V156H143L144 153H143V155H142L143 157H142L141 160L139 161V164H140L141 162H142V163H141V165H139V167L145 165L144 167H142L143 169L141 168V171L143 170L142 173H144L145 171L147 172L149 169H151V170H149L147 173H148V175L153 176V177H152L153 180L156 179V180H155L156 183H157V180H158L159 183L161 182V180L159 179L161 173L158 172V171L161 170V172L163 171L164 173H168V174L170 175V173L168 172V170H169V168H170L171 165H173V164L176 163V162H174V161H173L174 163H172L170 160H171V159L174 160L172 155H174V154L177 153V152H171V153H174V154L171 155V153L168 152L170 147H168V150H167V146H166V145H169V144L171 143V144L169 145V146H171L172 143H173L172 140L175 141L174 138H175V139H178V137L181 138V139H180V138H179V139L181 140L180 142H182L183 136H185V135H186L187 140L190 141V143H192L193 140H194L196 137H197V138H198V137H199V138H202L201 136H198V135L195 133V130H194V132H192V131H191V132H192V133H195L197 136H193L194 134L192 135V133H191V134H187V132H188V131L190 132V130H178V129H177V132H176L177 134L175 135V137H172V138H171V134H170L169 132H170L172 129L169 127V128L171 129V130H170V129L168 128V126H171V127L173 128V125H172V124H168V125H166ZM90 125H91V124H89V126H87V127H88V130H89V127H92V126L96 128L95 124H92V126H90ZM151 125H155V124H151ZM157 125H156V127H157ZM1 126H0V127H1ZM101 126H102V127H101ZM101 126L99 127L100 129H99L98 127H97V129H95L96 132H98V131L100 130V131H102V132H101V134H102V133H104V132L108 133L109 131H111V130H109V131L106 130V129H107L106 124H105V125H101ZM136 126H138V125H135V126H133V127H136ZM178 126H179V124H176V127H177V128H179ZM81 127H82V126H81ZM93 127H92V128H93ZM139 127H140V126H139ZM151 127H152V128H155V129H153V131L155 130L153 133H155V132L158 131L157 134L160 135V138H157L159 135L156 137L157 134H155V136L153 135ZM182 127H183V126H182ZM186 127H187V126H186ZM186 127H185V128H186ZM189 127H190V126H189ZM191 127L193 128V126H191ZM17 128H16V129H17ZM78 128H79V127H78ZM85 128H86V127H85ZM92 128H90V129H91V131L93 132V131H94V128H93V129H92ZM180 128H181V126H180ZM187 128H188V127H187ZM1 129H4V127H1ZM9 129H8V131H5V130H1V131L7 133V132H9V131L12 130V129H11V130H9ZM79 129H80V130H79ZM79 129H78L79 132H81L82 130H83V131H86L85 133L88 132L87 129H86V130L81 129V128H79ZM108 129H111V128H108ZM136 129H138V127H136ZM136 129L134 128V130H136ZM168 129H169V130H168ZM19 130L17 129L16 132H18ZM105 130H106V131H105ZM174 130H175V129L173 128V130L171 131V133H172V132H175ZM91 131H89V133H90ZM103 131H104V132H103ZM107 131H108V132H107ZM21 132H18V133H19V134H22ZM94 132H95V131H94ZM114 132H115V131H113L112 133H114ZM117 132H118V131H117ZM132 132H133V131H131L130 133H132ZM135 132H136V131H134V136L137 135L138 131H137V133H135ZM162 132H165V133L163 134ZM196 132L198 133V130H196ZM81 133H82V132H81ZM99 133H100V132H99ZM109 133H111V132H109ZM109 133H108V134H109ZM112 133H111V134H112ZM161 133H162L164 136H166L169 140H168L167 138L163 137V135H162ZM168 133L170 134V138H169ZM178 133H180V134H178ZM181 133H182V134H181ZM185 133H186V134H185ZM10 134H11V132H10ZM12 134L14 135V134H15V131H13ZM28 134H29V133H28ZM139 134H138V135H139ZM165 134H166V135H165ZM198 134H199V133H198ZM13 135H12L11 137H13ZM16 135H18V134H16ZM16 135H15V137H16ZM34 135H35V136H34ZM109 135H110V134H109ZM138 135H137V137H139ZM152 135H153V136H152ZM179 135H181L182 137L179 136ZM191 135H192V136H191ZM23 136H24V138H25V137L27 138V136H29V135H27V136L23 135ZM130 136L132 137L133 134H130ZM173 136H174V135H173ZM177 136H178V137H177ZM190 136H191V138H194V137H195V138L191 141ZM9 137H10V136H9ZM11 137H10V138H11ZM155 137L157 138V140H156ZM162 137H163V138H162ZM18 138H20V137L18 136ZM26 138H25V139H26ZM101 138H103V136H101ZM133 138H134V137H133ZM135 138H136V136H135ZM140 138H139V139H140ZM161 138H162L164 141L167 139V140H166V141H167L166 143H168L169 141H171V142H169V144H166V143L163 142V143L165 144L166 148H165L164 144L161 142V141H162ZM199 138H198V139H199ZM78 139H79V138H78ZM78 139H77V140H78ZM158 139H159V141H158ZM184 139H185V138H184ZM12 140H14V138H13ZM28 140H26V141H28ZM29 141H30V140H29ZM56 141H57V140H56ZM56 141H55L54 166H52V167H53V168H56V169H58V170L55 169L56 172H53L54 169L51 170V171H52V173H51V174H52V176H51V181H53V180L55 181V179H56L55 177L57 176V179H58V175H61L60 173H58V172H59V160H58V156H57V147H56V146H57V142H56ZM183 141H185V140H183ZM198 141H200V139H199ZM198 141L195 140V142H193V143L196 144ZM15 142H16V143H17V142L19 143V141H18L17 139H16ZM15 142H14V143H15ZM32 142H34V139H33V141H31V143H32ZM78 142H79V140H78ZM78 142L76 143V145H77V146L79 147V149L81 150L82 147H83V146H81L82 144H80V143H81V139H80V143H79V145H78ZM141 142H137V143H141ZM157 142H160L161 144H160V143H157ZM175 142H176V143H175ZM175 142H174L173 145H178V144H177V140H176ZM201 142H202V141H201ZM0 143H1V139H0ZM16 143H15V144H16ZM20 143H21V141H20ZM20 143L17 144V146L20 145ZM25 143H26V144H25ZM31 143H30V144H31ZM102 143L104 144L105 149H108V148H109V149H113V148H115V147L112 148V146H111V147L108 146L106 143H104V141H103ZM102 143H101V144H102ZM183 143H184V142H183ZM183 143H182V144H183ZM186 143H188V142L186 141ZM193 143H192V144H193ZM198 143H199V142H198ZM198 143H197V144H198ZM15 144L13 145V146H14L13 148H15ZM22 144H23V145H24V144L27 145L28 143L25 142V141H23ZM32 144H34V143H32ZM36 144H37V141H36ZM103 144H102V145H103ZM158 144H159V145H158ZM162 144H163V147L161 146ZM195 144H194V146H196ZM200 144H201V143H200ZM200 144H198V145H200ZM173 145H172L171 147H172L173 149L176 147V149L178 150V148H180V146H181V143H180V145H178L179 147H178V146H173ZM184 145H186V144H184ZM0 146H1V145H0ZM17 146H16V148H18V147L20 148V147H21V145L18 146V147H17ZM27 146H28V145H27ZM27 146H26V147H27ZM31 146H32V145H30V147H31ZM80 146H81V147H80ZM104 146H103V147L101 146V147H99V148H100V149H102V148L104 149ZM106 146H107L108 148H106ZM24 147H25V146H24ZM26 147H25V148H26ZM32 147H33V148H37V146H32ZM78 147H77V148H78ZM157 147H160V149L157 148ZM181 147H184V146H181ZM187 147L190 148V149H188ZM1 148H2V146H1ZM33 148H31V150H30V148H29L30 151L28 152V155L30 154V155L33 156V154H32V153H33V151H32ZM136 148H139V147H136ZM136 148H135V149H132V150H137ZM172 148H171L172 151H175V150H176V149L173 150ZM184 148L187 149V153H188L189 150H190L189 153H193V152L191 151V150H192L191 148H193V146H191V144H189L188 146H186V147H184ZM184 148H183V149H184ZM27 149H28V147H27L25 150H27ZM83 149H84V148H83ZM139 149H140V148H139ZM143 149H140V150H143ZM158 149H159V150H158ZM161 149H163V150L161 151ZM194 149H195V148H194ZM194 149H193V150H194ZM12 150H14L13 152H15V149H12ZM21 150H22V149H21ZM21 150H19V151L22 152ZM23 150H24V149H23ZM34 150H36V149H34ZM98 150H99V149H98ZM157 150H158V152H157ZM180 150H181V148H180ZM195 150H197V151L201 150V152H202V147L196 146V149H195ZM9 151L11 152V149H10ZM9 151H8V153H9ZM19 151H18V152H19ZM105 151H106V150H105ZM154 151H155V152H154ZM184 151H185V149H184ZM184 151H183V152H184ZM197 151H196V155H197V156H195V154H194V156L196 157V159H197V157H198L199 159H197V160L201 161V160H202V159H201L202 156H201V154H197ZM1 152H2V150L0 151V153H1ZM13 152H12V154H11V156L13 157V160H12V161H14V158H15L16 156H20V157H21V155H19L20 153H19V154H18V153L16 154L17 151H16L15 153H13ZM25 152H27V151H25ZM31 152H32V153H31ZM156 152H157V153H156ZM162 152H166V153L168 152V153H167V154H168V157L166 156L165 153H162ZM179 152H180V155H181V151H179ZM22 153H23V152H22ZM160 153H162L163 155L165 154V156H166V158H167L166 160H168V162L164 159V158H165L164 156L161 157V154H160ZM189 153H188V155H187L186 153H183V154H186L187 156H189ZM194 153H195V151H194ZM199 153H200V152H199ZM13 154H16V156L13 155ZM26 154H27V153H26ZM156 154H157L158 157L156 156ZM178 154H179V153H178ZM9 155H10V154H9ZM9 155H8V156H9ZM28 155H27V156H28ZM30 155H29V156H30ZM159 155H160V157H161V162H159L160 164L157 163V164H159V165H156V164L154 163V161H157V162H158V158H160ZM175 155H176V154H175ZM191 155H192V154H191ZM1 156H2V154L0 155V159L3 157V156H2V157H1ZM14 156H15V157H14ZM23 156H25V155H23ZM27 156H26V157H27ZM32 156H30V158H29L30 160H31V157H32ZM145 156H146V155H145ZM155 156H156V157H155ZM170 156H171L172 158H171ZM192 156H193V155H192ZM192 156H191V157H192ZM194 156H193L192 158H194ZM200 156H201V158H200ZM34 157H35V156H33V158H34ZM154 157H155V158H154ZM175 157H176V156H174V158H175ZM177 157H178V156H177ZM177 157H176V159H177ZM179 157H180V156H179ZM179 157H178V158H179ZM143 158H144V159H143ZM156 158H157V159H156ZM162 158H163V159H162ZM169 158H171V159H169ZM184 158H185V157H184ZM187 158H188V157H187ZM187 158H186V159H187ZM228 158L230 159L229 156H228ZM3 159L7 160V159H11V158H9V157H8V158H2V159H1V162H2V163L0 162V164H5V163H3V162H5ZM24 159H25V158H24ZM29 159H28V160H29ZM44 159H45V158H44ZM145 159H146L147 161H146ZM154 159H156V160H154ZM179 159L181 160V157H180ZM16 160H17V159H16ZM16 160H15V161H16ZM28 160H27V161H28ZM45 160H46V159H45ZM51 160H52V158H51ZM163 160H165L166 162L164 161L165 163H162ZM232 160H233V159H231V161H232ZM7 161H8V162H7ZM7 161H6V162L9 163V160H7ZM10 161H11V160H10ZM15 161H14V162H15ZM32 161H33V159H32ZM32 161H30V162L33 163ZM55 161H56V162H55ZM143 161H144V162H143ZM159 161H160V160H159ZM175 161H176V160H175ZM181 161H182V160H181ZM184 161H186V160L184 159L182 162H184ZM194 161H195V160H194ZM202 161H203V160H202ZM14 162H13V164L11 163L12 166H10V164H8L9 166L6 164L7 166H5V167H3V168L1 167V168H0V171L2 170V171L5 172L4 174H7V173H6L7 170H8V171L12 170V172H13V174H14V173H15V170H18V169L21 170L22 167L26 166V164L29 163V161H28V163H23V162H26V159L23 160V158H21L20 161H19V160L17 161V164H18V162H19V163L22 162V163H20V164H18V165H14V164L16 163V162H15V163H14ZM178 162H179V161L177 160V163H178ZM182 162H181V163H182ZM192 162H193V160H192ZM196 162H197V161H196ZM232 162H233V161H232ZM31 163H30V165H31ZM144 163L147 164V166H148V170L145 169V168H146V164H144ZM166 163H168L170 166L167 165ZM170 163H171V164H170ZM181 163H180V164H181ZM200 163H201V162H200ZM203 163H205V162H203ZM21 164H22L23 166H22ZM35 164H36V163L34 162V164H33L32 166L36 167ZM45 164H46V162H44V165H45ZM154 164H155V166H153ZM162 164H163V165L166 164L167 166H169V167L167 168L166 165H165V168L167 169V172H166V169L163 168L164 166H163ZM178 164H179V163H178ZM197 164H198V162H197ZM44 165H42L41 168H43ZM149 165H150V167H149ZM194 165L196 166V163H194ZM203 165H204V164H203ZM211 165H212V164H211ZM228 165H229V162H228V164H227V167H228ZM231 165H232V164L230 163L229 166L231 167ZM13 166H15V167L13 168ZM156 166H157V167H156ZM160 166H161V168L158 169V167H160ZM195 166H194V167H195ZM197 166H198V165H197ZM212 166H213V165H212ZM212 166H211V167H212ZM232 166H233V165H232ZM28 167H29V166H28ZM57 167H58V168H57ZM201 167H202V169H203V170L201 169L202 172H203V171H204V167L202 166V164H201ZM201 167H200V168H201ZM211 167H210V168H211ZM263 167H264V165H263ZM9 168H11V169H9ZM29 168H30V167H29ZM79 168H80V162H78V159H77V167H76V169H79ZM152 168H155V170H153ZM196 168H197V167H196ZM213 168H214V167H213ZM231 168H232V167H231ZM231 168H228V171L232 170ZM6 169H7V170H6ZM14 169H15V170H14ZM26 169H27V167L25 168V170H26ZM35 169H37V168H35ZM51 169H52V168H51ZM139 169H140V168H139ZM157 169H158V170H157ZM20 170H19V173L21 172ZM33 170H34V168L32 169V171H30V170L28 169V170L25 171V172L30 171L29 173H33V172H34ZM42 170H44V172H45V171H46V172H45V175L42 176V177H44L45 179L43 180V178H42L43 181H42V184H41V185H42V190H43L42 192H43V194L40 193V195H42V196L40 197V198L42 199L41 204H38V202L36 201V200H37L36 198H38V197L40 196V195H39L38 197H36L39 193L35 195L34 192H32V191L30 192L31 194L33 193V195H31V197H32V196L36 197V198L32 197L33 199L30 198V199H32V200L35 199V202H34V201H32V202L35 203L36 205H35V204H33V205L31 204V205H32V207L35 206L33 209H34V210L37 209L36 211H33L32 208H30V210H29V207H28V206H30L29 204L32 203V202H31L30 199H28L29 197H28V198H25L27 195L25 196V193H24V192H19V191H22V190H21L22 188H21L20 190H16V191H18V193L23 197V199H22V197L18 198L19 196H17V199H15V198H14V199H15L16 201L19 200V199H20V201L23 200V202H26V201H27V202H29V204H28V203H27V204L25 203L26 206H27V208H28V209H26L25 204H23L24 207H22L23 205H21V204H20L21 202H19L20 206L17 204L18 207H20L19 209L17 208L18 211H17L16 207H12V206H15V205H11V201H9L11 198L9 199V196H6V197H5V196L3 195L4 193H5V195H7L6 193H8V195H11V193L14 192V191H12L11 193L7 192V189L9 188L7 185L5 186V187H7V189L4 190L5 192H4L3 194H2V192H3L2 189L0 190L1 195H3L5 198L9 199V200H6V202L9 201V202H10V203H9V204H10V207L12 208L11 210H8V209H10V207L6 206V205H8V202H7V204L5 203V204H4V207H3V204H1V202H3V201H0V205H2V206H0V213L2 212V214H3V212H7V216H6V215H1V214H0V216H3L2 218H4V217H8V216H9V217L5 220V222H7V221H8V222H7L6 224L3 223V225H6V226H3V227H7V228H8L7 230L10 229L8 232L13 234V235H12V234H9V233L7 232V234H9V235H8V236L4 235L3 232L5 231V234H6V231H7V230H4V229L2 228V226L0 227L1 230L3 231V232L0 233V234H1L2 236L4 235V236L6 237V238L4 237L5 240L8 238L6 241H4V238L0 235V239L3 238V239H2L3 242H4L3 244H6L7 242H9V244H8V243L6 244V245H9V247L7 248L6 245H5V246H3V244L1 245V242H2V241H0V245H1L3 248H7V249H20V248H18V247H21V245H23V244H21V242H19L18 240L23 239L22 237H24V239H23L24 241L29 242V243H28V247H26V246H27V244H26V246H25L26 248H29V247L31 248V247H32L33 245H35V244H36V245L38 244V247H40L41 244H42L41 241H44L45 239H47V238L50 236L49 234H51V233L53 234L52 227H51V223H50V218H52V214L50 213V208H51V207H48V205H49V204H48V196H47V194H48V193H47L48 189H46V187H44V185H43L47 180H48V182H49L50 180L47 178V174H46V173H47V168L45 167V169H42ZM197 170H198V169H197ZM199 170H200V169H199ZM211 170H212V168H211ZM155 171H157V172H155ZM170 171L172 172L171 168H170ZM212 171L215 172V170H212ZM212 171H211V173H209L210 170H209V172H208L209 175L211 174V177L214 176V174H215V173L213 172V175H212ZM22 172H24V170H23ZM146 172L144 173L145 175H143L142 173H140V174H141V178H140V180L143 181V180H144V177H145L146 180H149V182H150V181L152 182L153 180H152L151 177H149V176L146 177V175H147ZM151 172H152V173H151ZM153 172H154V173H153ZM230 172H233V171H230ZM263 172H264V168H262V172H261L262 175H263V178H264V174H263ZM35 173H36V175H37V174H39L40 172H38V171L36 172V171H35ZM35 173H33V175H34V179H33V180H34V181L36 180ZM42 173H43V171H42ZM55 173H56V174H55ZM76 173H78V172H76ZM196 173H197V172H196ZM200 173H201V171H200ZM203 173H204V172H203ZM13 174L9 173V174L5 175L4 177H2L1 179H3V178L7 179V176L10 177V176H13ZM16 174L18 175V172H17V171H16ZM27 174H28V173H27ZM53 174H54V175H53ZM156 174L159 175L157 178H156V176H157ZM198 174H199V173H198ZM198 174H197V175H198ZM2 175H3V172H2V174H0V177H1ZM19 175H20V176H17V177H18V178H17V181H18L19 177H21L22 173L19 174ZM24 175H25V173L23 174V178H22V180L26 177V175H25V177H24ZM28 175H29V176H28L29 179L31 180L30 177H33V175H32V174H31V176H30V174H28ZM55 175H56V176H55ZM171 175H172V176H171ZM171 175H170V176L174 179V173L171 174ZM200 175H201V174H200ZM204 175H205V173H204ZM204 175H203V176H204ZM206 175H207V174H206ZM45 176H46V177H45ZM54 176H55V177H54ZM142 176H144V177L142 178ZM170 176H169V177H170ZM207 176H208V175H207ZM231 176H233V174H232V175L227 174L226 177L229 179ZM148 177H149L151 180H150V179H147ZM154 177H155V178H154ZM197 177H198V176H197ZM204 177H205V176H204ZM214 177H215V176H214ZM10 178H11V177H10ZM26 178H27V177H26ZM201 178H202V176H201ZM201 178H199V180H200ZM207 178L209 179V177H207ZM1 179H0V180H1ZM5 179H4V180H5ZM13 179H15V177H14ZM29 179L27 178V179H24L23 181L28 180V182L26 181V183L29 184V183H30V182H29V181H30ZM46 179H47V180H46ZM57 179H56V180H57ZM173 179L170 178L169 180H172V183H173L172 186L175 187V186H177V185H175V184H176V183L174 182L175 179H174V180H173ZM197 179H198V178H197ZM202 179L204 180V178H202ZM231 179H232V178H231ZM231 179L229 180L230 182H231ZM19 180H21V179H19ZM33 180H32V182H33ZM199 180H196V181L199 182ZM203 180H202V183H203V186H204L205 184H204ZM210 180H211V179H210ZM23 181H22V182H21V181H18V182H20V186H21V184H23L22 186H24V187H25V186H27V187H28V186H31V189H32L34 186H36L37 184H38V186H36V187L39 188V187L41 186V185H40L41 182H40V183H38V182H37V183H36V182H33V183H34V186H32L31 184H30V185H24ZM51 181H50V183H52V184L48 185V184L45 183V185L48 186V187H51V185H52L51 188H52V190H54V200H55V202H56L57 199H58V197L55 199V197H56V193H57V196H58V194L61 192V186H60V188H57V187H59V184H56V181H55V182H54V181L51 182ZM142 181H141V183H144V184H142V185H143V188H144V187L146 188V186L148 185V189L150 190V189L152 188V190H153V192H152L153 194H152V193H150V191H149L148 189L145 190V188H144V190L147 191L146 194H145L146 196H147L148 193H150V194H148V195H149L148 197L144 196V198L146 197V198H145L146 201H144V202H146V203H143V204L141 203V202H143V200H145V199H141V198H143V195H144V194H143L144 190H143V189H140V188L142 187V186L140 185L141 183L139 184L141 187H140V186H136V187H137L138 189H140V191L143 190V192H142V191L140 192L139 190H136L137 188H135V187H134L135 189L133 188L134 190H133V189H130V190H129V194H128L127 192H124L125 195H127V194H128V195H131V191L134 192V193H135V192H136V193H137V192L139 193V195H138V194H133V193H132L133 196H130L131 198L134 199V200L132 201V203H133V204H132V205H133L132 207H131V205H130L131 203L128 204V206H127V203H128V202H131V200H132L130 197L127 198L128 195L125 197V195L122 194V195L124 196V199H125V200L122 199V197L120 198L119 196L117 197L118 200L116 199L118 202L121 201V203L123 204L122 207H123V206L125 207V208L122 209V207L120 208V205H119V204H116V203H115L116 205H119V206H118L119 209H122V210H123V215H124V216H126L127 211L130 213L131 210H132V212H133V209H134V210H136V209L139 210V211L136 210L137 213H139L138 215H136L137 213H135V211H134L133 213L131 212V213H130V217L128 218L129 220L134 216L135 218H137V220H139V218H140V219H141L140 222H142V223H145V221L148 220L149 222L146 221L147 225H148V223H149V225H151L152 223H157V224H159L160 222H162V220H163L164 217H166V216H167V218H168L169 215H170V214H169L170 211L167 212L168 209H169V210L172 209V211H173V209H174V207H175V205L173 206V204H176V205H177L178 202L180 203V200H179L177 203H175V202L173 201V200H174V196H173V200H172V199H169L168 196H170V197H172V196H171V194L169 195L168 193L172 192L173 190H174L173 192H177V193H178V195L176 194V196L179 197L178 199H183V197H185V199H183V202H184L185 200H187L186 195L183 193V194L185 195V196H184V195L182 194V192H179L178 187H175V188L172 187V186H171L172 183L170 184L169 181H167V186L170 187V188H167V189H170V191L167 190L166 188L164 189V185L162 186L161 183H160V184H161V188L163 187L162 189H163L164 191L161 190L160 185H159L158 183H157V184H158V186H157V184L155 183V181L152 182L153 184L155 183L154 185H152V183L149 184L148 181H146L147 183L145 182V180H144V182H142ZM204 181H205L206 183H209V182H207V180H204ZM208 181H209V180H208ZM226 181H227V180H226ZM2 182H3V181H2ZM14 182H15V181H14ZM48 182H47V183H48ZM198 182H197V183H198ZM211 182H212V180H211ZM211 182H210V184H211ZM4 183H5V182H4ZM8 183L11 185L13 182L11 183V181L8 180ZM15 183H16V182H15ZM15 183H14V184H15ZM26 183H25V184H26ZM57 183H58V182H57ZM194 183H196V182H194ZM213 183H215V185H216L217 181H215V182H213ZM221 183H222V182H220L219 185H220ZM226 183H227V182H226ZM1 184H3V183L0 182V186H1ZM6 184H7V182H6ZM18 184H19V183H18ZM35 184H36V185H35ZM198 184H199V183H198ZM200 184H201V181H200ZM200 184H199L198 186H200ZM210 184H208V185L206 184V185L209 187ZM230 184H231V183H230ZM16 185H17V184H16ZM56 185H57V187H56ZM76 185H77V186H76ZM144 185H146V186H144ZM201 185H202V184H201ZM211 185H213V186H211ZM211 185H210L211 189L208 190L209 193H208V192H203V191H201V190L197 187V185H194L195 187H197V189H194V188H193V191L195 190V191H194L195 193H197V192L199 191V193H201V194H195V193L193 192V194H192V196H191V199H190V200L188 199L190 202H189V201H186V203H189V204H187L188 206H187V205H184L185 202H184V203L181 202V203L185 206V208H186V207L188 208V209L186 210V209H184V206H183V209H182V207H181V209L184 210V212L189 210V212H186L188 215H186V213H185L186 216H189V218H190V217H192V216L194 215V211H193V206H194V205H193V200H194L195 198H196V199H197V198L202 199V198H205V197H207V198H209V199L211 198L212 201L209 200V202H208V199L206 198V199H207V203L209 204V203L211 202V203H214V204L217 205V203H218V201H217V200H218V199H217L218 193L216 194L215 191L218 190V187H217V185H216L215 188H214L213 190H215L216 188H217V189L213 192V191H212V187H214V184H211ZM221 185H223V184H221ZM228 185H229V182H228ZM232 185H233V181H232ZM53 186H54V187H53ZM150 186H151V187H150ZM152 186H153V187H152ZM154 186H155V187H154ZM167 186H166V187H167ZM223 186H224V185H223ZM1 187H2V186H1ZM1 187H0V188H1ZM5 187H4V188H5ZM10 187H11V186H10ZM36 187H34V188H36ZM43 187H44V189H43ZM74 187H75V188H74ZM74 187H73V190H74L75 201H76L77 204H78V202H80L79 200H80V196H81V191H80V190H81V180H80V177H79V176H76V178H75V184H74ZM201 187H202V186H201ZM201 187H200V188H201ZM219 187H220V186H219ZM221 187H222V186H221ZM221 187H220L219 189H220V191H221V193H222L223 190H221V189L224 188V187H222V188H221ZM225 187H226V189H227V186H225ZM228 187H229V186H228ZM2 188H3V187H2ZM12 188H13V187H12ZM12 188H11V189H12ZM17 188H18V187H17ZM19 188H20V187H19ZM19 188H18V189H19ZM38 188H37V190H38ZM40 188H41V187H40ZM56 188H57V190H56ZM153 188H154V189H153ZM155 188H156V190H155ZM159 188H160V189H159ZM205 188H206V187H205ZM78 189H79V190H78ZM172 189H173V190H172ZM175 189H176V190H175ZM201 189H203V187H202ZM230 189H231V187H230ZM230 189L228 188V190H230ZM232 189H233V188H232ZM8 190L10 191V189H8ZM26 190H27V188H26ZM32 190H33V189H32ZM34 190H35V189H34ZM39 190H41V189H39ZM44 190H45V191H44ZM46 190H47V191H46ZM58 190H59V191H58ZM76 190H77V191H76ZM152 190H151V191H152ZM154 190L156 191V193H154V192H155ZM160 190H161L162 192H164V194L161 193V194L158 196V195H157V191L160 193ZM166 190H167V191H166ZM171 190H172V191H171ZM1 191H2V192H1ZM23 191H24V190H23ZM28 191H29V189H28ZM35 191H36V190H35ZM55 191H56V193H55ZM57 191H58V192H57ZM127 191H128V190H127ZM204 191H206V190H204ZM37 192H39V191H37ZM167 192H168V193H167ZM184 192H185V191H184ZM217 192H218V191H217ZM225 192H226V191H225ZM227 192H228V191H227ZM230 192H233V190H230ZM18 193H16V195H17ZM23 193H24V194H23ZM140 193H142L143 195H142V194L140 195ZM144 193H145V192H144ZM159 193H158V194H159ZM203 193H205V194L203 195ZM19 194H18V195H19ZM26 194H27V193H26ZM154 194H156L157 197H156V195H154ZM165 194H167V197H168V198H166V195H165ZM174 194H175V193H174ZM212 194H213V195H212ZM1 195H0V197H1ZM12 195H13V194H12ZM16 195H15V196H16ZM28 195H30L29 192H28ZM134 195H136V196H134ZM153 195H154L153 198H154L155 201L153 200V198H152V199L150 198V196H153ZM161 195H162V197H163V195H165L166 200H165V198H162ZM172 195H173V194H172ZM229 195H230V196H229ZM232 195H233V194H232ZM252 195H253V194H252ZM3 196H2V198H3ZM138 196H139V197H138ZM182 196H183V197H182ZM220 196H221V195H220ZM253 196H254V195H253ZM134 197H136V198H134ZM232 197H233V196H231V193H230V194H229V193L224 194L223 202H224V203L227 202L225 205H227V208H229V209L227 210V209L224 207V208H225L224 210L229 211V212H230L229 216L231 217V215H232V219H233V214H231V213H233V199H232ZM2 198H0V199H2ZM12 198H13V197H12ZM40 198H38V199H40ZM43 198H44V199H43ZM115 198H116V197H115ZM115 198H114V200H115ZM129 198H130V200H128ZM137 198H138V199H137ZM156 198H157V199H156ZM158 198H159V199H158ZM175 198H176V197H175ZM192 198H193V199H192ZM14 199H13L12 203H13V204H16L17 202H16ZM24 199H25V201H24ZM126 199H127V200H126ZM147 199H149V201H148ZM167 199H168V201H167ZM206 199H205V201H206ZM225 199H226V200H225ZM231 199H232V200H231ZM4 200H5V199H4ZM28 200H30V201H28ZM116 200H115V201H116ZM150 200H153L154 202H153V201L150 202ZM160 200H161V201H160ZM162 200H163V201H162ZM164 200H165V201H164ZM171 200H172L173 202L170 203ZM176 200H177V198H176ZM258 200H259V202H261L259 198H257L256 196H254V197H253V200L249 201V202H251V203H249V207L251 206V210H254V211L251 212L252 215H255V214L258 215V213H257L258 211H261V212L263 211L262 214L259 212V214H261V216L263 217V218H262V217L259 216L262 220L259 219L258 217H255V216H257V215L253 216V218H252V216H250V211H251V210H250V209H249L250 211L248 210V206L242 208V209L245 210L244 213H246V214L244 215L245 217L243 216L242 218H243V219L245 218V220H247V223H248V224L251 223V222H253V221H255V218H258V219H259V222L261 221L260 223H264V207H263V210H261V208H260V210L258 209V207H260V204H261V203L258 202ZM38 201H39V200H38ZM126 201H127V203H126ZM140 201H141V202H140ZM147 201H148V202H147ZM221 201H222V198H221V200H220V204H222ZM228 201H230V204L228 203ZM118 202H117V203H118ZM138 202H139V203H138ZM168 202H169L170 204H169ZM194 202H195V201H194ZM197 202H198V201H197ZM231 202H232V203H231ZM3 203H4V202H3ZM136 203H137V204H136ZM149 203H150V204H149ZM152 203H154V204H152ZM157 203H158V204H157ZM160 203H161V204H160ZM181 203H180V205H181ZM186 203H185V204H186ZM199 203H200V204H198V203L196 204V202L194 203V204L197 206V207L194 206V210H196L197 212L203 213V211H206V210H207V208L205 207L204 204H203V205H204V207L206 208V209L204 208L205 210H204V209H203V210L198 209V210H199V211H198L196 208H201V207L203 206V205H201V204H202V203H205V202H203V199H202V201L199 200ZM262 203H263V202H262ZM55 204L57 205V202H56ZM134 204H136V205H135L136 207L134 206ZM138 204H139V205H138ZM140 204H142V205H140ZM144 204H145V205H144ZM146 204H147V206H148V204H149L148 207H149L150 209H149L148 207L146 208ZM155 204H156V205H155ZM164 204H165V205H164ZM205 204H206V203H205ZM220 204H218V205L221 207ZM56 205H55V207H57ZM129 205H130V206H129ZM153 205H155V206L152 207ZM159 205H162V206H160V208L162 207L161 209H162V210H165L168 214H166V212H165V214H163L164 212H162V214H163L164 216L162 215V216L160 217V219L157 218V219L154 220L155 222H152V220H151L150 217L148 216V215H149L148 213H149V212H151V213L156 212V213H154V214H158L159 211H160V210H159V209H160V208H159ZM180 205H179V207H180ZM192 205H193V206H192ZM198 205H200V206H198ZM225 205H224V206H225ZM258 205H259V206H258ZM140 206H141V207H140ZM143 206H144V207H143ZM150 206H151V207H150ZM164 206H165V208L167 207L168 209L166 210V209L164 208ZM219 206H215V207L218 209ZM228 206H230V207H228ZM253 206H254V207H253ZM261 206H264V205L262 204ZM114 207H115V205H114ZM126 207H127V209H130V208H131V209H130V210H127ZM133 207H134V208H133ZM138 207H139V208H138ZM142 207L145 208L146 211H142V210H144ZM222 207H223V205H222ZM222 207H221V208H222ZM1 208H2L3 210H2ZM23 208L25 209V212H23V211H24ZM35 208H36V209H35ZM38 208H40L41 210H39ZM73 208H74V207H68V208H67L68 211H67L66 218H67L68 220H70V221H69V224H70V225L68 226V232H67V239H68V241L70 242V239H72V237L74 236V237H73L74 239H72V241H76V244L73 242L75 247H73V246L71 245V247H72L71 249L74 250V249H76V245H77V243L80 242V241L77 242V240H78V239L81 240L80 237H78V239L76 238V237L79 235V232H80V231H79V232L77 233V231H78L77 229L80 230V227H78V225L80 226V224L82 223V222H81V218H83V215L85 216V213H87V208H88V207H80V204H78V205L76 206L77 210L80 208L78 211L75 210L76 208H75V209H73ZM108 208L110 209L109 213H111V212L113 211V207H112V208L108 207ZM135 208H136V209H135ZM140 208H141V209H140ZM176 208L179 210V211H177V214H178V215L181 214V216H183V215H184V214H183V211H180L181 209L178 208V207H176ZM216 208H214V210L217 212V213H215V214H219L218 212H220V211H219L220 208H219V210H217ZM239 208H240V207H239ZM15 209H16V210H15ZM31 209H32V210H31ZM177 209H175V210H177ZM209 209H212V208H211V207H210V208L208 207V210H209ZM256 209H257V212L255 211ZM20 210H21V212H22L23 214L20 212ZM26 210H27V211H26ZM28 210H29V211H28ZM80 210H81V211H80ZM83 210H84V211H83ZM115 210H116V208H115ZM125 210H127V211H125ZM148 210H149V211H148ZM175 210H174L173 213H176ZM208 210H207V211H208ZM224 210H223V211H224ZM30 211H31V212H30ZM38 211L40 212V214H39ZM124 211H125V212H124ZM196 211H195V212H196ZM201 211H202V212H201ZM210 211H211V210H210ZM223 211L221 210V212H223ZM226 211H225V212H226ZM240 211H241V208H240ZM246 211H249V213H247ZM11 212H13V213L15 212V213H14L15 216H12V217H11V215H13V213H11ZM29 212H30L31 214H30ZM33 212H34V215L37 214V212H38V214H39V215H35V216H37L36 218H38V219L36 220V222H35V220L33 221V219H32V216L35 217V216L33 215ZM41 212H42V213H41ZM140 212H141V213H140ZM144 212H146L147 214L145 215ZM191 212H192L193 214H191ZM197 212H196V213H197ZM208 212H209V211H208ZM212 212H214V211H211V213H212ZM221 212H220V214H221ZM241 212H242V211H241ZM26 213L28 214V216H27ZM72 213H73V216H77V214H79V215H80V214H81V215L83 214V215H82V216L80 215L81 217H79V215H78V217H79V218H78V217H73V216H71ZM99 213H100V212H99ZM99 213H94L93 217L91 216L92 218H91V221H90V222H91V223L95 222V225H94V223H93V225H94L93 227H95V229H96V231H93L92 234L95 233V232H97V230H98V231L100 230V232L106 231L105 228H104V226H106V223L109 221V220H108V219L110 218L109 213L106 211V212H105V215H104V213L101 212L102 216L104 215V216H103V219H104V220L106 219L107 222L102 221V220H103V219H102V216H101V214H99ZM107 213H108V214H107ZM129 213H128V214H129ZM173 213H172V215L174 216ZM196 213H195V215L197 216L198 214H196ZM205 213H206V212H205ZM226 213H228V212H226ZM253 213H255V214H253ZM5 214H6V213H5ZM25 214H26V216H27V219H29V217H30V219H31V220L29 219L30 221L27 220V219H25L26 216H25V218H23ZM106 214L108 215V217H107ZM133 214H134V215H133ZM208 214H210V212H209ZM215 214H213V215H215ZM16 215H17V216H16ZM21 215H23V217H22V218H19ZM30 215H31V216H30ZM41 215H42L43 217H42ZM68 215H70V216H68ZM99 215L101 216L100 219H99ZM135 215H136V216H135ZM139 215H140V217H139ZM213 215H212V217H210L211 214H210V216H209V217H210L209 219H211V220H206V219H208V217L204 215V216L206 217L205 220L207 221V222H206L207 224L205 223V220H204V222H203V220H202L200 217H198V216H197V217L194 216V217H196V218L193 217V219H195L196 221H197V219H198V221H197V228H198V233H199L198 236H199V237H200V236H203L202 234H203L204 232H207V231L209 230V228H208V230L206 229L207 231H206V230L204 231L203 228H202V226H201V224H200L199 222L203 223L204 226H205V224L208 225V226H210V230H211V228L214 229L213 227L216 226V222H217V220H215V219H217V215L214 216V217H213ZM225 215H226V214H225ZM242 215H243V214H242ZM128 216H129V215H127V217H128ZM146 216H147V217H146ZM201 216H202V214H201ZM221 216H222V214H221ZM14 217L18 220V221H17V220L15 219L17 222L14 220ZM68 217H70V219H69ZM105 217H107L108 219L105 218ZM134 217H133V219H132L133 221L131 220V221H132V224H131V223H130V224H131V226H134L135 229H133V227H130V224L128 225L130 228H129L128 226H127L128 228L125 226V230L128 231V234H129V235H128V234H127V235L129 236V238H128V236L126 235L125 231H123L124 229H121V234H124V233H125V235H123L122 237H120L121 240H127V238L131 240V238H132V237L130 238V234H131V232L134 233V234H131V235L133 236V238H134L135 240H136V239H137V240H140L141 238H142V239H145V238H148V236L150 235V233H147V232L145 233L146 235L143 233V230H142V229L145 228L144 225H146V224H144V225L141 224V223H139V224H141V225L137 224L138 221H137ZM138 217H139V218H138ZM145 217H146V218H145ZM174 217H177V215L174 216ZM225 217H227V216H225ZM254 217H255V218H254ZM2 218H1V219H2ZM10 218H11V219H10ZM36 218H34V219H36ZM43 218H44V220H43ZM72 218H73V220H74L73 222H72ZM74 218H75V219H74ZM93 218H94V219H93ZM143 218H144V220H143ZM147 218H148V219H147ZM169 218H170V219H171V218L173 219V217H171V216H170ZM179 218H180V216H179ZM179 218H177V219H175V220L173 219V220H172L173 223H172V221H171L170 219H168V220H170V221H171V224H173V225H174V224H177V225H183L184 222H185V225H186V224L188 223L187 221H183V222L180 221V222H178L177 220H182L181 218H180V219H179ZM183 218H184V220H185V217H184V216H183ZM199 218H200V220H199ZM214 218H215V219H214ZM251 218H252V219H251ZM4 219H5V218H4ZM9 219H10V220H9ZM22 219H25V220H22ZM96 219H97V220H96ZM101 219H102V220H101ZM134 219L137 221V222L135 221L136 225L134 224ZM145 219H146V220H145ZM149 219H150V220H149ZM165 219H166V218H165ZM165 219H164V220H165ZM203 219H204V218H203ZM224 219H225V218H224ZM227 219H228V218H227ZM11 220H13V221H12V224L9 223V222H11ZM38 220H39V221H38ZM79 220H80V221H79ZM92 220H94V221L92 222ZM129 220H127V221H129ZM156 220H158L159 223H158ZM187 220H188V219H187ZM195 220H192V221H194V222L196 223ZM3 221H4V220H3ZM3 221H2V222H3ZM14 221H15V222H14ZM28 221H29V222H28ZM77 221H79L78 223H80V224H78ZM96 221H98L99 224H98ZM127 221H126V222H127ZM143 221H144V222H143ZM170 221H168V222H170ZM188 221H191V220H188ZM192 221H191V222H192ZM230 221H231V220H230ZM240 221L244 222V225L247 224L246 221H243V220H240ZM240 221H239L238 223H241ZM256 221H257V220H256ZM256 221L253 222V223H256ZM0 222H1V220H0ZM19 222H20V225H19ZM38 222H39V223H40V222H42V223L45 222V224H46L47 226H43V224H39ZM74 222H76V226H77L78 228H76V227L73 226V225H75ZM109 222H111V219H110ZM109 222H108V223H109ZM129 222H130V221H129ZM259 222H258V223H259ZM15 223H17V225H16ZM37 223H38V224H37ZM73 223H74V224H73ZM96 223H97V224H96ZM108 223H107V225H108ZM111 223H112V222H111ZM111 223H109V224H111ZM150 223H151V224H150ZM209 223H210V225H209ZM228 223H229L228 228L231 229L232 226H230V222H229V221H228ZM7 224H9V225H8L9 227H10V226H12V227L9 228V227L7 226ZM26 224H27V225L30 224L29 226H31V224H32V227H27ZM33 224H34L35 226H37V230H35L36 227H34ZM45 224H44V225H45ZM104 224H105V225H104ZM127 224H128V222L126 223V225H127ZM160 224H161V223H160ZM162 224H163V222H162ZM166 224H167V222L164 221V224H163V225H166ZM171 224H169V226H171ZM192 224H193V222H192ZM225 224H226V223H225ZM21 225H22V226H26V227H24L23 229H21V230H22L21 232H23V230H24V233H26L25 231H29V232H30V230H31V233H30V234H29V233H26V234L22 233V237H21V238H19V237H18L19 235H17V239H18V240H17V239L15 238V237H16V233L19 234V232H20V230H19L20 227H19V226H21ZM40 225H41V226H40ZM96 225H97V226H96ZM111 225H112V224H111ZM124 225H125V222H124ZM124 225H122V226H123L122 228H124ZM138 225H139V226H138ZM147 225H146V226H147ZM187 225H188V224H187ZM226 225H227V224H226ZM232 225H233V224H232ZM239 225H241V224H239ZM242 225H243V223H242ZM14 226H17V227L15 228ZM42 226H43V227H42ZM71 226H72V227H71ZM100 226H101V227H100ZM142 226H143V227H142ZM204 226H203V227H204ZM13 227L15 228V230H14ZM46 227H47V228H46ZM70 227H71L72 229H71ZM73 227H74V228H73ZM96 227H97V228H96ZM107 227H110V228H108V230L111 229V226H110V225L107 226ZM136 227H137V229H136ZM226 227H227V226H226ZM240 227H241V226H240ZM240 227H239V230L242 229L241 231H239L240 233H241V232H244V233L247 232V231H246L247 229L245 230L244 227H243V228L241 227V229H240ZM11 228H13V230H12L13 232H10V231H11ZM21 228H22V227H21ZM27 228H28V230H27ZM34 228H35V229H34ZM38 228L41 229V230H39ZM42 228H43V230H42ZM126 228H127V229H126ZM138 228H139V229H138ZM141 228H142V229H141ZM194 228H195V229H194L195 232L197 233V231H196V230H197L196 225H194ZM228 228H227V229H228ZM16 229H17V230H16ZM25 229H26V230H25ZM33 229H34V230H33ZM44 229H45L47 232H46ZM48 229H49V230H48ZM74 229L77 230V231H75ZM95 229H94V230H95ZM204 229H205V228H204ZM215 229H216V227H215ZM215 229H214V232H215ZM232 229H233V228H232ZM1 230H0V232H1ZM72 230H73V232L75 231V233L78 234V235L75 236L74 233L71 232ZM129 230H130V233H129ZM135 230H136V231H139V230H140L139 232H141V231H142V232H141V233H138V232H135ZM183 230H184V229H182L181 231H183ZM127 231H126V232H127ZM163 231H169V232H167V233H170V232H171V228H170V229H169V228H165ZM228 231H229V230H228ZM228 231H227V232H228ZM231 231H232V230H231ZM231 231H230V232H231ZM14 232H15V234H14ZM21 232H20V233H21ZM39 232H40V233H39ZM43 232H45V233H43ZM48 232H49V233H48ZM214 232H212V234H211V232L208 231L207 234H208V235L211 234V235L213 236V235L216 234V233L213 234ZM232 232H233V231H232ZM232 232H231V233H232ZM47 233H48V234H47ZM72 233H73V235H71ZM137 233L139 234V236H138ZM23 234H24V235H23ZM31 234H32V235H31ZM40 234H43V235L40 236ZM135 234H137V236H136ZM140 234H141V235H140ZM143 234H144V235H143ZM207 234H205V235H207ZM26 235H27V236H26ZM33 235H35V236H37V237L35 238ZM70 235H71V236H70ZM142 235H143V236H142ZM169 235H170V234H169ZM169 235H168V237H169ZM20 236H21V235H20ZM29 236H30V237H29ZM141 236H142V237H141ZM171 236H172V238H173V236H174V239H179V238L181 237V236H178V237H177V236H175V235H171ZM198 236L196 235V236H194V237H198ZM1 237H2V238H1ZM26 237H27V238H26ZM31 237H34V240H32ZM135 237H136V238H135ZM137 237H138V238H137ZM139 237H141V238H139ZM143 237H145V238H143ZM194 237H193V238H194ZM199 237H198L199 240H198V239H195V241H196V243L194 242V243H195V244H194L195 246H194L193 244L191 245V247H193V248L191 249L192 251L189 250V248H191V247H189V248L187 247V248H188V250H187V249H186V246H185V245H182V244H181V245H182L183 247L185 246V248H184L183 250H181V247H180V246L177 247V248H178L177 251L179 250V251H178L179 253H181V252L183 251V253H184V257L187 256L188 258H187V257L184 258L183 256H182L183 258H182V257L179 258V255H178V253H177V254L175 255V257H177L176 260H177V259H178V260H179V259L181 260V258H182L184 261H187V260H188L189 262H190V261L192 262V261H196V260H195L196 257L199 256V258H200L199 261H202L201 258H203V261H204V259H205V253H204V252L201 253V252L203 251L202 247H201V246H198V245L196 246V244H198L199 242L202 243L203 240H204V238H205V240H207L208 238L206 239L207 236H206V237L203 236L204 238H203V240H201L202 237H201V238H199ZM214 237L217 238L216 235H215ZM239 237H240V236H239ZM241 237H242V236H241ZM241 237H240V238H241ZM37 238L40 240L39 242H38V239H37ZM43 238H45V239L43 240ZM75 238H76L77 240H76ZM182 238H183V237H182ZM209 238H210V237H209ZM228 238H229V237H228ZM228 238H227V239H228ZM244 238H246V237H243V239H244ZM15 239H16V240H15ZM35 239H36V240H35ZM134 239H133V240H134ZM169 239H171V237H170ZM221 239H222V238H221ZM30 240H31V241H30ZM208 240H209V239H208ZM213 240H214V238H213ZM213 240L210 239L211 242H213ZM231 240H232V237H231V239H228V241H230V242H231ZM24 241H22V243H24ZM36 241H37V243H36ZM72 241L70 242V244L72 243ZM11 242H12V243H11ZM30 242H31V243H30ZM40 242H41V244H40ZM230 242H229V243H230ZM79 244L81 245V243H79ZM79 244L77 245V246H78L77 248H79V249H76V253H75V250H74V252H73L72 250L69 251V257H68V262H69V264H75V262H76L77 260H79L80 258H82V257L80 256V255H81V254H80V251H79V252L77 251V250H80V247H81ZM170 244H171V243H169V247L171 246ZM24 245H25V244H24ZM36 245H35V246H36ZM54 245L56 246V243H54ZM166 245H168V243H166ZM166 245H165V246H166ZM199 245H201V244H199ZM35 246H34V247H35ZM79 246H80V247H79ZM172 246H173V245H172ZM172 246H171V247H172ZM187 246H188V245H187ZM227 246H228L227 248H229V245H227ZM34 247H33V248H34ZM38 247H37V248H38ZM167 247H168V246H167ZM21 248H22V247H21ZM23 248H24V247H23ZM35 248H36V247H35ZM195 248H196V249H195ZM227 248H226V250H225V255H227V254L229 255V252L227 253V251H229V249L231 250L232 246H231V248H229V249H227ZM142 249L144 250V248H142ZM142 249H141V252H143ZM185 249H186V252H184ZM194 249H195V250H194ZM106 250H107V252H106ZM106 250H105V253H107V254L101 256L100 258H102V259H111L113 255L109 252L108 249H106ZM122 251H123V250H122ZM139 251H140V250H139ZM189 251H190V252H189ZM196 251H197V253H196ZM232 251H233V250H232ZM123 252H124V254H125L124 258L120 257V255H122V256L124 255ZM123 252H120V253L118 254V257L115 256L114 259H113V258H112V259H113L114 261L117 260V262H119V264H123L122 261H125L126 258H127V259H131V258H132L131 256H132V255L134 256L133 253H132V255H130L131 253L128 254V253H126L125 251H123ZM198 252H199V253H198ZM230 252H231V251H230ZM72 253H73V254H72ZM74 253H75L77 256H78V254H80V255H79L80 258H78L79 256L77 257ZM191 253H193V256H192ZM186 254H187V255H186ZM126 255H127V256H126ZM181 255H183V254L181 253ZM181 255H180V256H181ZM194 255H195V256H194ZM200 255H201V256H200ZM211 255H212V253L210 254V257H211ZM230 255H232V254H230ZM172 257H173V256H172ZM172 257H171V258H172ZM175 257H173V260L175 259ZM226 257H229L230 259H233V258H231L232 256H226ZM74 258H76V259H74ZM192 258H193V259H192ZM194 258H195V259H194ZM229 258H226V259H229ZM191 259H192V260H191ZM74 260H76V261H74ZM197 260H198V259H197ZM204 264H205V263H204Z\"/></svg>","mask_w":264,"mask_h":264},{"label":"clouds","instance_id":"3","mask_svg":"<svg viewBox=\"0 0 264 264\" xmlns=\"http://www.w3.org/2000/svg\"><path fill=\"white\" fill-rule=\"evenodd\" d=\"M101 7H107L102 0H96ZM176 0H118L115 5V11L110 12L112 19L123 17L125 21L138 22L143 18L145 21L153 20L156 16L166 12L173 7ZM212 0H206L202 5L205 11L209 10ZM264 8V4L260 5ZM126 8L128 11H122ZM104 28L108 29L105 33L107 36H122L129 42L135 40L141 25L139 23L125 24L122 27H110L109 24L100 21ZM86 27V25H81ZM159 179L164 186H167L169 180L168 173H161ZM112 228L107 231H97L89 238L81 241V247L84 249L85 255L75 262V264H115L110 259L100 258L105 254V250L115 245L121 237L122 225L128 220L127 216L122 215V209L113 210L110 213ZM261 259L257 261L246 260L243 264H264V239L261 241L259 248ZM177 254L175 247H166L162 232H154L151 238H145V246L143 252L137 250L132 259H125L123 264H204L203 261H184L173 260L172 256ZM207 264H240L234 259L210 260Z\"/></svg>","mask_w":264,"mask_h":264}]
</instances>
